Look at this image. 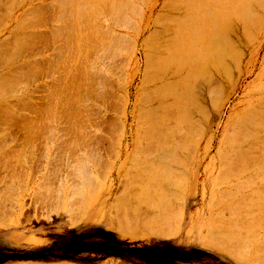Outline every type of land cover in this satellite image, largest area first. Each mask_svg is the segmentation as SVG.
I'll return each mask as SVG.
<instances>
[{"label":"rangeland","instance_id":"374dc122","mask_svg":"<svg viewBox=\"0 0 264 264\" xmlns=\"http://www.w3.org/2000/svg\"><path fill=\"white\" fill-rule=\"evenodd\" d=\"M59 1L60 0H16V1L15 0H0V15H1L0 18L2 17L1 18L2 20L0 19V58L2 56H9L10 53L13 52L15 47L20 46L22 51L19 54V57L17 59H19V60L27 59L32 65V66L28 65V66L23 67V70L24 71L27 70L28 67L30 66L29 72L30 71L36 72V74L33 73L31 80L30 79H24L22 81V83H20L19 86L21 88L19 86L17 88V85H16L15 86L16 89H15V91L13 90L14 91L13 93L14 94L17 93L16 95H19V96L27 95L26 99L29 101V102L28 101L27 102L33 104L30 107H32V109H34V110L28 109L25 111L22 109L21 111H22V113H25L27 115V117L32 118L33 123L36 125V128H38L36 131V134L33 136L32 140H27V142L29 141L28 145L25 142H21V141H20L21 142V144H20V142H18L19 139H17L16 141L12 140V142H10L11 140L9 137H7L5 139L0 138L1 139L0 140V190H1L0 191V194H1L0 195V264H254V262H255V264L264 263V246H263L264 231L262 232V229L264 230V228H261V229L259 228V226L264 225L261 223L264 220V214L263 215L261 214V213H264V206H263L264 203H262V200H263L262 198H264V196H263L264 195V184L260 185L259 184L260 182L254 178V177H258V175L264 174V167H261L264 165V156H263L264 155V150H263L264 144H262V141L259 142L257 147L252 150L253 152L251 154L250 153L248 154V155H250L251 158H249V156H247L248 158L245 157L246 158V159L244 158L245 163L242 160L243 163L240 162V164H238V166H235V167L231 166V164H230L232 159H233L232 158L233 156L227 158L228 156H225V153L221 157L217 158V156H216V153L219 149L220 139L222 138L221 136L224 133V131H226L225 129H226V126L228 125V122L233 117H235L236 113H238V115H239L240 113L242 114L243 111H246V109L248 107H250L252 103H253L252 105H256V103L258 104L259 100L260 101H262V99L264 100V79H263L264 78V7L262 6L264 4L259 6V4H257V2L255 0H254L255 2H253V0H243V2H241V0H239V3L243 6V8L247 7L246 9H248V5H247V3H248L249 6L251 7L250 12L253 14L252 15L253 19L252 18L249 19L246 23V26H245V24L242 22V20L238 19L236 16L233 15V13H232L233 9L231 8L232 5L230 4V2L228 0H216L215 2L213 1L214 4L210 0H204V1L201 0V1H203V3L206 2L207 4H209L208 1H210V3L212 2V5L210 4L209 9H206V10L204 9L203 12H200V13L189 12L188 10L183 11L181 9L177 10V11H166V10L164 11V9L162 10L161 7L168 0H141V1L140 0H134V2L136 3V4H134L135 6L137 5V3H139V5H141L143 7L142 8L141 6L140 7L136 6V8L133 9V11H134L133 14H136V15L140 14V16H139L140 19H138L139 17H137V16L134 17V15L132 14V12H133L132 10H130V12L132 11L131 12L132 15L129 12H127L128 9L125 8V7L129 6V5H126V4H129L127 0H122V2H121V0L120 1L118 0L120 3L116 0H111L112 3L110 4V2H109V4H107L105 6H102V5L106 4L107 2L106 3L104 2V4L101 3V2H103V0H101V1L95 0V3H94V0H91L92 2H90V0H84V1L83 0H69V1L68 0H62L64 2V4H61V5L57 4V3L62 2V1H60V2ZM105 1H107V0H105ZM108 1H110V0H108ZM114 1H116L117 3H115ZM145 1H147V2H145ZM170 1H175V0H170ZM176 1H177L176 4L181 3V2L178 3V1H181V0H176ZM221 1H223V2H221ZM151 2H152V6L150 7ZM182 3H184L183 0H182ZM216 3H219L223 6H220L217 4L218 5V7H217ZM226 3H227V6H226ZM84 4L86 6H84ZM115 4L123 5L122 8L125 9V11H122L123 13L120 11L121 14L119 13V15H114V16L118 17V16L124 14V15H122V16H124V19H123L124 21L122 20V17L120 18V21H123V22L119 23V21L116 20L114 17H112V18L109 17V16H111L110 14H112V12H113V14L115 13V8L113 7L114 8L113 9L111 7ZM11 5H13V6H11ZM16 5H18V6H16ZM33 5H34V8H33ZM93 5H94V7H93ZM212 6L217 7L216 9L214 7V9L216 11L215 10L213 11ZM6 7L7 8L9 7V8L7 9ZM82 7H83L82 10L85 13H83V11L81 13ZM120 7H118V8H120ZM260 7H261V9H260ZM90 8L92 11L90 10ZM93 8H94V10H93ZM107 8H109V9H107ZM110 8H112V9L110 10ZM151 8H152V10H151ZM224 8L226 10L228 9V11L230 13L229 14L230 19H227L228 21L225 19V17H227L225 15L228 13V11H225ZM5 9H6V11H5ZM222 9L225 11V14H223L224 11ZM7 10H9V11L12 10V11L7 12ZM98 10H101L102 14ZM106 10L110 11V12H108L109 16L107 15ZM3 11L7 12V13L4 14ZM30 11H31V13H30ZM33 11H34V13H33ZM35 11H36V13H35ZM156 11H158V12H156ZM162 11H163V13H162ZM93 12L96 14V16ZM125 12L129 14L128 19L132 18V20L134 19L135 21L132 22V20H131L130 24H129L127 21H129L130 19L126 21L125 17H127V16L125 15L126 14ZM212 12L214 14H211ZM216 12H217V14H215ZM207 13H209V15H207ZM218 13H219V16H218ZM6 14H8V15H6ZM28 14L31 17L33 15H35L34 19L30 18V16H27ZM97 14L102 15V19H103L102 21H101V17H99L101 15L97 16ZM116 14H118L117 9H116ZM199 14H203L202 16H204V17L199 16ZM130 15L133 17H130ZM192 15H194V16H192ZM25 16L28 18H26ZM106 16H107V18H106ZM207 16H209L208 19L206 18ZM213 16H216V17L213 18ZM22 17L24 19H22ZM147 17H149V18H147ZM171 17L173 18L172 20H171ZM174 17L175 18L177 17L176 18L177 20ZM196 17H197V19H196ZM199 17H201V18H199ZM203 18H204V20H203ZM15 19H16V21H15ZM25 19L26 20L28 19V20L26 21ZM77 19H81L82 21L77 20ZM104 19H105V21L108 22V23L106 22L107 23L106 28L104 27V26H106L104 24L105 22L103 23ZM117 19H119V18H117ZM193 19H195V21ZM201 19L203 21L200 22ZM206 19H207V21H206ZM214 19H217V21L215 20V22H214ZM145 20H146V22H145ZM175 20H176V22L178 21L177 24H176ZM190 20H191V23H190ZM197 20H199V21H197ZM2 21H3V23H2ZM21 21H22V24L24 23V21H25V23L22 25ZM98 21L101 22L100 23L101 26L99 25ZM192 21H193V23L195 22L193 24V27H192ZM221 21L223 23H220ZM19 22H20L21 26H20V24H16ZM77 22H78V24L79 23L80 24L77 25ZM133 23L135 24V26ZM178 23L183 24V25L181 27H179L180 25ZM202 23H204V24H202ZM226 23H228V24H226ZM113 24H115V26L117 25V27L113 26ZM122 24L125 26L126 25L128 26V24H129L130 26H132V28L126 27L124 29V26H122L123 28L120 27V25H122ZM242 24H244V25H242ZM29 25H31V27H29ZM32 25H33V27H32ZM71 25L74 27H72ZM87 25H88V30H87ZM173 25H174V27H173ZM202 25H203V27H202ZM13 26H15L16 28ZM183 26L185 28H182ZM187 26H188V28H187ZM154 27H156V28H154ZM209 27L210 28L213 27V29H210ZM218 27H221V29ZM222 27H223V29H222ZM30 28L31 29L34 28V29H32V31H31ZM38 28H40V29L38 30ZM68 28H70L71 30ZM91 28H94V29H91ZM102 28H104V29H102ZM111 28H112V30H111ZM128 28H130L132 30H130V29L128 30ZM164 28H165V30H164ZM189 28H191V30L193 29L194 31L196 29V32H194V31L190 32ZM203 28H205V29H203ZM77 29H79L78 30L79 32L77 31ZM89 29L91 31H89ZM133 29H134V31H133ZM150 29H151V31H150ZM188 29H189V31H187ZM12 30H15V32H16V33H14L15 35L11 33ZM20 30H22V31H20ZM177 30H181V31H177ZM182 30H184V32ZM223 30H224V37H223ZM27 31H29V33ZM66 31H67V34H65ZM80 31H82V32H80ZM83 31L85 32V34H86V32H88L86 34L87 36H85ZM95 31L97 33L94 34ZM106 31H107V33H106ZM114 31H116L115 32L116 34L119 32L124 34L123 38H125L126 40H123L124 42L122 41L121 43L119 42V45H126L127 44V46H125V47L124 46H118V44H115V46H117V47L112 46L117 41L116 39L121 38V37L116 38L118 35L116 36ZM77 32H78V34H76ZM112 32L114 34H112ZM128 32L131 34V36ZM186 32H188V33H186ZM210 32H211V34H210ZM81 33L83 36L82 35L80 36ZM181 33H182V35H181ZM59 34H60V36H59ZM64 34H65V36H63ZM174 34H177V35H174ZM185 34L186 35L191 34V35H190V37H189V35H187V37H185ZM194 34H196V35H194ZM19 35H20V37H18ZM180 35L184 36L185 39H183V37L179 38V37H181ZM193 35H194V37H193ZM101 36H103L104 38ZM108 36H110V40L113 39V37L116 38L115 41L113 40L114 42L112 43V45L110 44L111 42L108 43V41H110V40H108L109 39ZM195 36H197L198 39H196ZM16 37H18V39ZM66 37L67 38L70 37V38L67 39ZM79 37H82V38H79ZM131 37L136 41V43L134 40L132 41ZM191 37L195 38V39L193 40ZM13 38H15V41ZM29 38H31V39H29ZM186 38L188 41L186 40ZM36 39H37V41H36ZM93 39H94V41L92 42ZM101 39H104V40H101ZM179 39L180 40L183 39L182 40L183 42L181 41L179 43V41H180ZM51 40L54 41V44H53V42H51ZM99 40H101V42ZM145 40H147L149 45H150L149 46L150 49H148V54H150L153 57L152 58L153 63L164 62V65H165L164 69H166L167 67L169 69H171V67L168 66L167 63L172 61V60H170V57L172 56V54H174V53L179 54V51H181V49L183 51H185L186 50L185 48L187 46L190 47L192 45V46H194V48L192 51L193 53L191 52L190 55L188 54L187 60L184 61L186 63V65L184 62L179 63L178 69H176V70L172 69L177 74L176 73H170L171 78L169 80L166 79L167 84H162L163 81L165 80V79H163L161 81L162 83L157 81L158 84H161L162 86L158 85L156 83V85L149 86L147 88L149 93H151L152 90H155L154 87L160 88L159 92H155V94L153 93V95L155 97L154 96L151 97L149 102L146 104L147 109H150L151 107L152 108L156 107L155 105H157L160 102V100H163V104L165 106H168V107L170 106L169 107L170 109L167 107L168 111L164 108H163L164 110H161V111L156 110V114H154V115L151 113H147L148 117L145 120H144V118H141L140 121L139 120L136 121L135 113L137 111V109H136L137 106H139L138 101L136 100L137 99L136 97H137V94L139 92L144 90L143 89L144 85L143 84L141 85L142 81L140 78H141V73L143 72V67H144V64H143V60H144L143 49L144 48L142 45H143ZM163 40L166 42H164ZM174 40H176V41H174ZM192 40H193V43H192ZM227 40L229 41V43L234 44V45H230V44L227 45V43H228ZM3 41H7V43L5 45L1 46ZM68 41H69V43H67ZM74 41H75V43H74ZM78 41H79V43H78ZM90 41H91V44L94 45L95 48H97L98 50H96L94 48V46L91 47ZM200 41H202L203 43ZM12 42H14V44ZM71 42H73V43H71ZM84 42L87 46L84 44ZM97 42H99L101 45L99 43L97 44ZM160 42H162V43H160ZM64 43H67V45L72 44V47L70 45H68L72 48V50H73L74 46L76 47V45H77L76 48L80 47V50L78 49L79 50L78 51L75 48V51L74 50L72 51V50H70L71 48H69V47H67V49H65V47L67 45H64ZM95 43H96V45H95ZM116 43H118V42H116ZM156 43H158V45H156ZM190 43H192V44H190ZM206 43H208V44H206ZM61 44H62V46H61ZM73 44H76V45H73ZM82 44H84V46ZM102 44L104 47L102 46ZM109 44L112 47H110ZM182 44H184V46ZM98 45H99V48H98ZM180 45H182L183 47ZM226 45H227V49H224V48H226ZM30 46H32V47H30ZM106 46H107V48H106ZM178 46H180V47H178ZM200 46H202L203 48ZM234 46H236L235 48H237L236 51H234V50L232 51V49H234L233 48ZM109 47L111 48L112 52H111ZM119 47L120 48L122 47V49L120 50ZM129 47L132 49L130 50ZM154 47H156V48L154 49ZM167 47H169V48H167ZM68 48L70 51H68ZM84 48H86V49H84ZM108 48H109V51H108ZM179 48H181V49H179ZM92 49H94V50H92ZM165 49L167 50V52ZM201 49H203L202 51H204L203 54H202V52H200ZM228 49L231 50L232 52L230 53L228 51ZM161 50H162V52H161ZM113 51L117 52V54ZM169 51H171V52H169ZM220 51L224 52V54L221 56H222L223 61L226 62L225 66L227 67V71H224L223 69L220 68V53H221ZM239 51H240V53H238ZM92 52H94L93 53L94 56H91V55H93ZM206 52H207V55H206ZM107 53H108V55H107ZM112 53L113 54L115 53V55H113ZM167 53H170V55ZM235 53H237V55ZM71 54H73V55H71ZM198 54L201 57V59L198 58L199 57ZM239 54H241V55H239ZM100 55L103 57H101ZM162 55H164L163 58H162ZM22 56H23V58H22ZM70 56L72 59H70ZM207 56H209L211 58L209 59ZM232 56H236L235 60L233 59ZM77 57L80 58L82 62ZM91 57H93V58H91ZM55 58L57 60H59V58H60V60L57 61ZM113 58H114V64H113ZM83 59H84V61H83ZM88 59L90 61H88ZM189 59L191 60V62ZM46 60H48V61H46ZM103 60L106 61L105 62L106 64L104 63ZM128 60H130V61H128ZM109 61H111V62H109ZM119 61H120V64L118 63ZM187 61H188V64H187ZM236 61H239V62H236ZM51 62H52V64H51ZM83 64H85V66ZM88 64L90 66L93 64V66H92L93 69L91 67L92 71H89L91 69L88 70V68H89ZM94 64H96V65H94ZM121 64H123V65H121ZM180 64H181V66H180ZM182 65H184V67ZM82 66H83V68H82ZM176 66L173 68H176ZM33 67H35V68H33ZM237 67H238V69H237ZM43 68H44V70H43ZM62 68L66 69V70H64ZM76 68H77V70H76ZM79 68H81L83 71L85 70V84H86L85 86H87V87H85V89L83 91H81L78 87H75V86H78V82H79L78 77H80L79 73H81L80 72L81 69L78 70ZM168 68L166 70H164V72L169 71ZM188 68L190 69V71ZM122 71L125 72V74ZM187 71H189V72L187 73ZM93 72H94V74H93ZM182 73H184L183 75L186 78L182 77L183 76ZM91 74H93V75H91ZM103 74H104V76H103ZM179 74H181V75H179ZM225 74H227L226 75L227 79L224 78L225 76H223ZM99 75H100V77H99ZM178 75L180 77H178ZM66 76H68L69 78H67ZM96 76H98L99 78ZM105 76H106V78L104 81L102 78ZM188 76H190V77L188 78ZM166 77H168V76H166ZM96 78H98V80ZM122 78H123V80H122ZM175 78H178L179 80L178 79L175 80ZM66 79H68V81H69V79L71 80L70 84H67L68 81H65ZM76 79H77V81H76ZM92 81H93V83H92ZM96 81L97 82L99 81V82L97 83ZM114 81H116V82H114ZM168 81H170L171 83ZM24 82L25 83L27 82V84H25ZM31 82H33V83H31ZM100 82H101V84H99ZM116 83H117V85H116ZM24 84H25V86H24ZM74 84H77V85H74ZM102 84L104 87L102 86ZM170 84H171V86H169ZM218 84H220V86H219L220 91H217L218 90ZM64 85H65V87H67V89L64 88ZM68 85L70 87H68ZM88 85L90 86V88ZM140 85H141V87H140ZM175 85L177 88L175 87ZM59 88H60V90H59ZM171 88L173 90H171ZM178 88H181V91H183V92L181 93V91H179L180 89H178ZM18 89H19V91H18L19 93L17 92ZM73 89H74V91H73ZM0 90H1V88H0ZM104 90L106 91L105 93L103 92ZM215 90L217 91L216 93L218 94V97H216L217 102H215L216 103V104H214L215 106L214 105L211 106L212 103L214 102L212 99H214V98H211V101H209V102H208V100L210 99L209 97L212 95V93H214L213 95H215ZM64 91H65V93H63ZM218 92H220V93H218ZM176 93L178 94V96ZM179 93L181 95H179ZM189 93H190V95H189ZM63 94H65V95H63ZM168 94H170L173 97L171 98V96ZM182 94H184V95H182ZM213 95H212V97H213ZM62 96H64V97H62ZM71 96H72V99L74 101L70 98ZM166 96L168 98H166ZM77 97L79 98L78 100H76ZM179 98H180V100H179ZM218 98H220V99H218ZM14 99H15V97H12L10 99V101H14ZM166 99H167V101H166ZM79 100H81L82 103L84 100L87 108H88V106L90 107V105H91L92 109H93V113L98 112L96 108L99 107L100 110L99 109L98 110L100 111V113L96 114V116H95V114H92V116L88 115L87 114L88 110H86L82 113H80V112L78 113V111H80V107H81V102ZM170 100L171 101L177 100V101H174L171 103ZM218 100H220V101H218ZM64 101L67 102L68 104H65ZM156 101H159V102H156ZM210 102H212V103H210ZM62 103H63V105L61 106ZM177 103H178V106H177ZM179 103H181V104H179ZM140 105L144 106V109H146L145 104L143 102L140 103ZM174 105H176V106H174ZM179 105L182 106V108ZM198 107H203V108L207 107L206 110L202 108L203 111L205 110L204 113L207 114L206 115L207 117L203 116V113L199 112V109L196 110ZM245 107H247V108H245ZM66 108H68L71 112H67V114H66L64 112V109H66ZM75 108H76V111H75ZM72 109H73V111H72ZM176 109H177V111H176ZM74 114L77 117L71 116ZM83 114L84 115L86 114L89 116V118H88L89 122H86V123H88L87 124L88 126L89 125L92 126L95 122L97 123L98 121L101 122L103 117H104L103 120L106 119V121H105L106 123L103 124V125H105L106 128H100L101 131L99 129L97 131L96 129H93V128H95L93 126V128L91 129L93 134H96V132H97L98 140H99V134L101 137H100V140L97 142H95V140L89 141V142L87 141V144H89V145L85 144L86 143L85 141L87 140L86 137L88 136V134H87V136L85 135L86 137L84 136L86 138L85 141H84L85 138L83 137L85 131L87 130L86 132H88V129H86V128H88V126L86 124H85L86 126H84V124H83L88 116H84ZM59 115L62 117V120H58L61 118ZM65 116H67V117L70 116V117H68L66 119ZM81 116H84L85 119ZM98 116L100 117L101 120H99V118H97ZM150 117L151 118L156 117V118H154L153 120L151 119V121H150ZM157 118L161 120V124H159V121ZM165 118L166 119L169 118V120H166ZM148 119H149V122H148ZM155 119H156V121H155ZM73 120L76 122L73 123L74 122ZM66 121H67V123H66ZM77 121L78 122L83 121V122H79L80 124L77 125L78 124ZM144 121L145 122L147 121V123H149L150 127L147 126L144 128V126H145ZM152 121H153V123H152ZM162 121H164V125H162L163 124ZM165 121L166 122L170 121V122L166 123ZM61 122H63L64 125ZM90 122H92V124H90ZM102 122H104V121H102ZM173 122L175 124H173ZM147 123H146V125H148ZM73 124H75V125H73ZM81 124H83V126ZM137 124H139V125H137ZM136 125L140 126L139 127L140 129ZM141 125L144 128L143 133L141 132L142 131ZM151 125L152 126L154 125V126L151 127ZM160 125H161V127H159ZM70 126H72V127H70ZM73 126H74V128H73ZM78 126H79V128L84 127V129H86V130H84V133L82 131L83 129H81V128L79 129ZM162 126H163V129H162ZM66 127H67V129H66ZM71 128H72L73 132H72ZM76 128H78L79 131ZM149 128H150V130H149ZM153 128H154V130H153ZM155 128H157V130ZM177 128H179V129H177ZM180 128L185 129V130L182 129L183 131H185V132H183L184 133L183 135L181 132L182 130ZM62 129L63 130L66 129L64 131H67V132H64V133H66V135H68V137L63 133ZM75 129L79 133V135H81V136H79V135H78V137H76L77 135L74 136V134H77V132L74 131ZM103 129H105V130H103ZM164 129H165V131H164ZM93 130L95 131V133ZM133 130L139 131V132H137L139 134L142 133L141 135L138 134L140 137H138V135H137V139H139V140H137L136 144L134 143L133 137L131 135ZM145 130L147 131V134L155 131L153 133V136L151 133H150L151 135L149 134L150 139L153 138V141H155L154 143L152 140L150 141L152 144L150 142H148L150 140V139L147 140L148 138H145L147 140V142L143 141V140H145L143 137L145 135H147V134L144 135V133H146ZM43 131H45V133L47 134V135L45 134L46 137H44ZM46 131H48V132H46ZM68 131H69V134L71 132L72 135L71 134L69 135ZM80 132H81V134H80ZM56 133L58 135H56ZM180 134H181V136H180ZM38 135H39V137H37ZM52 135H53V137H51ZM102 135H104V137ZM149 135L147 137H149ZM154 135H156V137L158 136L157 139ZM16 136H17V134L15 135V137ZM47 136H48V138H47ZM56 136H58L59 138ZM62 136H64V137H62ZM65 136L67 137L66 138L67 145L71 143V145L73 146L74 142H76V146L72 147L70 145L72 147L71 148V147H69V145L68 146L65 145L66 144V143L64 144ZM114 136H116L115 139H114ZM0 137H2L1 129H0ZM19 137H21V135H19ZM80 137H82L83 140ZM166 137L171 139V140L168 141V139H166L167 142L162 141V140H165ZM181 137L183 138V140H186L188 142L183 141ZM13 138H14V136H13ZM35 138H37L38 141ZM73 138H75V139H73ZM77 138L82 140V142L84 141V143H82L81 147H79V143L81 144V142ZM140 138H141V140H140ZM160 138H161V140H160ZM188 138H190V139L188 140ZM46 139H47V141H46ZM69 139H70V141L73 142V144H72V142L68 143ZM179 139H180V142H178ZM7 141L10 143H7ZM14 141L18 144L14 143ZM40 141H41V143H40ZM50 141H51V143H50ZM62 141H63V143H60ZM139 141L141 142L140 144H139ZM170 141H172V142H170ZM47 142H48V145L50 147H48ZM143 142H145V143L143 144ZM164 142H165V144H163ZM168 142H169V144H168ZM182 142H184V144H180ZM4 143H6V145ZM110 143H111V146H110ZM160 143H162V144H160ZM166 143L168 145H166ZM54 144H56V145H54ZM57 144H58V149H56ZM59 144H61V145L59 146ZM62 144H63V146H62ZM77 144H78L79 148L77 147ZM93 144H96V146ZM97 144H98V146H97ZM146 144H147L149 149H151L152 146L154 147L151 149L153 154L151 153L150 150H148ZM150 144L152 146H150ZM23 145L26 146L27 150L24 149L25 147H23ZM64 146L71 149V150L68 149L69 151H74V149L75 150L77 149L78 151H77V153H76V151H74V153L69 152ZM135 146H136V148H138L137 150H134V149H136ZM161 146L162 147L164 146V148L161 149L162 148ZM181 146H183V147H181ZM186 146H187L188 150L184 149V148H186ZM15 147H17V148H15ZM52 147H53V149L54 148L55 149L51 150ZM60 147L63 149H61ZM90 147L93 151L90 149ZM96 147H98V148H96ZM18 148H20L21 150ZM85 148H87V149L89 148V153H90L91 157H88V155H89L88 152H87L88 155H86V153H85L86 149ZM142 148L144 149V151H146L148 153L144 152ZM9 149H10V151H12L11 149H14V151L16 152V153L12 152L14 154V156H3V153H4L3 151L4 150L9 151ZM64 149L66 150L65 151L66 154H67V152H69L68 153L69 155L71 153H73L72 156L71 155L66 156L65 153L63 152ZM55 150H58V151H55ZM90 150L93 152L94 156H92V154H91L92 152H90ZM96 150H101V151L96 152ZM141 150L143 151L144 154L140 152ZM184 150H186V151H184ZM25 151H26V153L24 154ZM162 151L164 154L162 153ZM36 152H37V154H36ZM111 152H114V153H111ZM133 152H135L137 154H135ZM139 152H140V154H142V157L139 154ZM75 153H76V155L73 156ZM100 153H102V156L100 155ZM145 153H146V155H145ZM158 153H160V154L158 155ZM21 154H22V156H20ZM23 154L25 155V159H24ZM29 154L31 155V157H29L30 156ZM32 154L34 156H32ZM61 154H63V155L61 156ZM77 154H78V157H77ZM173 154H175V155L177 154L176 157ZM96 155H98V156H96ZM137 155H140V156H137ZM149 155H151V156H149ZM79 157H81V159H79ZM135 157H136V159H135ZM156 157H158V158H156ZM161 157L163 160L160 159ZM224 157H225V159L227 158L228 161H229V159H231L230 162L225 163L228 161L224 160ZM82 158H83V160H82ZM75 159L77 162L75 161ZM84 159H86V160H84ZM95 159H96V162H95ZM148 159H149V161H148ZM179 159H180V161H179ZM14 160L15 161L17 160L15 164H13L15 162ZM255 160L258 162H256ZM79 161H80V163L78 164ZM137 161L140 162L142 165H140V163H138ZM143 161L146 163H144ZM147 162H149V164ZM246 162H247V164H246ZM255 162L257 163V165H255L256 164ZM82 163L84 166L81 165ZM143 163H144V165H143ZM260 163H262V164H260ZM103 164H105V165H103ZM91 165H92V167H91ZM53 166H55V167L53 168ZM72 166H73V168L71 169ZM86 166H88V167H86ZM134 166H135V168H134ZM229 166L231 168H229ZM239 166H240V168H239ZM97 167H100V169ZM90 168H92V169L90 170ZM102 168H104V169H102ZM137 168H140V170L138 169L139 172L134 174V172H136ZM242 168L244 170H242ZM79 169L80 170L83 169V171H80ZM96 169H98V170H96ZM247 169H248V171H247ZM11 170H13V174H11L12 173ZM130 170H132V171H130ZM79 171H80V173H79ZM158 171H159V173H158ZM173 171H174L175 176L172 178V175H174L172 173ZM176 171H178V172H176ZM81 172L84 174V176H83V174H81ZM233 172H235V173L243 172V175L240 178L241 180L239 179V181L241 183L237 187L234 185L229 186V184L232 183V181H230L229 178L232 177V175H234ZM138 173L140 176H138ZM17 174H18V176H17ZM50 174H52V175H50ZM254 174H256V175L253 176ZM14 175H16L15 176L16 178L14 177ZM124 175L125 176L127 175L126 178L124 177ZM157 175H158V177H157ZM176 175H177V177H176ZM178 175H180V176H178ZM216 175H218V176H216ZM12 176L15 179H13ZM20 176H22V178ZM81 176L83 178L84 177H86V178L83 179ZM135 177H136V179H133ZM143 177H144V179H143ZM123 178H125V179L130 178V180L127 179V180H129V181H127ZM158 178H161L163 183H167L166 187H165V194L171 195L170 197L173 196V199L175 198V200H173V202H176V203L172 202V205L174 204L173 207L177 206V205L179 207V208L175 207L177 210L171 209V211L172 210H173V212L175 211L174 213L179 214L180 216H175V214H172V212H170V213L173 216L172 215L168 216L169 218H171V216H172L173 219L178 220L177 224H176V222L174 223L173 220H172L173 223H171L172 226H171V224H169V228H171L172 230L174 229V225L176 224L175 225L176 230L174 229L173 231L171 230L172 232L171 231L166 232V234L164 235L165 232H163V230H157V232H155L156 230H152V228L155 225L154 226L152 225L153 227H151L149 225V227L151 228V229H149L150 231L148 230L149 232L146 231L147 225H145L146 230H143L142 225H138L137 227H132V225H131V226H127V227H132L133 229L130 228V229L125 230V232H123L124 234H118L116 230L119 229L120 227H117V224L115 223L114 220L118 219L117 208H119L121 205L124 204V203H122L121 199H123L125 197L123 199V201L126 200L125 204H124L125 206L130 203V205H131L130 208H133L132 206H134V208L139 207V208H141V209H139L141 211L143 209V207L146 206V204H147L146 207H148V203H149V201H147L144 197H142L143 195L141 196V194L143 193L141 190H144V188H148V189H150L151 192H153V190L156 191V188H155L156 186L150 185V183H152L151 181L153 179H158ZM176 178H178V179L181 178V179L176 180ZM226 178H228V179L226 180ZM85 179H86V181H85ZM138 179L139 180L141 179V180L139 181ZM173 179H174V181H173ZM15 180H17V181H15ZM146 180H148V182ZM224 180L228 181V182L225 183ZM19 181L21 182V184L20 183L18 184ZM92 181H93V183H92ZM124 181L130 182V183H126V182L124 183ZM149 181H150V183H149ZM177 181H179V182H177ZM250 181H251V184H250ZM153 182H154V180H153ZM176 182L178 183V185ZM233 182H236V181H233ZM262 182L264 183V181H262ZM9 183L11 184V187H10ZM86 184H87V186H86ZM95 184H97V185L95 186ZM147 184H149V185H147ZM18 185H19V187H18ZM81 185H82L83 189L81 188ZM136 185L139 187H137ZM225 185L229 188H227ZM13 186H15V187H13ZM92 186H94V187H92ZM150 186H153L155 189H152V187H150ZM87 187L88 188L91 187V189H89V190L91 191V193H92L91 195L93 197L92 196L89 197L90 193L88 194L89 190L87 189ZM14 188H15V191H12ZM79 188H81V189H79ZM84 188H86L87 190ZM92 188L93 189L95 188L96 190L94 189V191H93ZM5 189H6V191L8 190L7 191L8 193L6 191H4L6 193L3 192V190H5ZM43 190H45V191H43ZM59 191H62V192H59ZM75 191H77V192L79 191L80 193L79 192L77 193ZM83 191H84V193H83ZM73 192H74V195H72ZM10 194H11V196H10ZM64 194H65V197H64ZM67 194H69V195L67 196ZM78 194L80 196H84V197L86 196L85 198L87 200L85 207H83V206H82L83 208L80 207L81 211L79 210L78 206H76V205L81 204L80 199L82 197L78 196ZM217 195H219V196H217ZM6 196H9V197H6ZM144 196L146 198L148 196L150 197V195L146 196L145 194H144ZM241 196H242V199H241ZM245 196L247 197V199L244 198ZM256 196H258V197L262 196V197L258 198V199H262V200L257 201L258 199L256 198ZM10 197H11V199H10ZM139 197H140V199H138ZM76 198H80V199H76ZM88 198H89V202H88ZM215 198H217V199H215ZM231 198H232V201H234V203L231 201ZM239 198L241 199L240 201H238ZM7 199H9V200H7ZM43 199H45V200H43ZM235 199H238V200H235ZM243 199L245 200L246 204L244 203ZM6 200H7V202H6ZM246 200L249 202L253 201V203H255V204L261 203L260 205H258V204L257 205H258V207L260 206L259 207L260 209L262 207L263 211L262 210L259 211V208L257 207V205H255L256 206L255 210L253 209V207H250L252 209H249L248 203ZM68 201L72 202V203H70V206L73 207V209L70 207V209L67 210L68 207L66 205H67ZM118 201H119V203H122V204H118L117 203ZM127 201H128V203L126 204ZM138 201H140V202H138ZM215 201H217V203ZM220 201H222L223 203ZM235 201H237V204ZM77 202L79 204H77ZM113 202H115L116 204ZM181 202H182V205H181ZM230 202H231V204H230ZM238 202L243 203V205L244 206L246 205L248 208L247 207L243 208V205H241V204L238 205ZM250 203H252V202H250ZM73 204H75V205H73ZM112 204L113 205L115 204L113 208H112V206H113ZM152 204L149 203V205H152ZM221 204H223V205H221ZM153 205H155V204H153ZM232 205H235V206H232ZM252 206H254V204ZM151 208L152 207L149 208L150 212H148L149 210L146 211L145 217H149V216H150L149 218L153 217L152 213L156 212V210H154L153 208L151 209ZM170 208H172V207H170ZM223 208H225V209H223ZM241 208H243V209H241ZM75 209H77L76 210L77 213H75ZM111 209H113V210L111 211ZM135 209H137V208H135ZM178 209H181L182 212ZM71 210L74 212L75 215L73 214V212ZM251 210L253 213H255V211L256 212L259 211V212L256 213V215H252L253 213L250 212ZM126 211H128V209L125 210V212ZM237 211H239L238 212L239 214L241 211L242 212L245 211L246 213L244 212L242 215H240V218H239L238 217L239 214L237 213ZM248 211H249V213H248ZM214 214H216V217H218L220 221L219 220L217 221V218L214 216ZM218 214L219 215L221 214V215L218 216ZM147 215H149V216H147ZM235 215L237 216V218H235L236 217ZM259 215L263 216V218L261 216L259 217ZM241 216H242V218H241ZM255 216H256V218L258 216V218H259V220L257 218L258 222L254 218ZM110 217L113 219L112 222L115 224H111L112 222L111 223L109 222L108 218H110ZM222 217L224 218V220H222L223 219ZM247 217H253L256 221H254L253 219H251V220L255 224L259 223L262 225L258 224L259 226L257 227V225H253V223L251 224V222L249 223L247 221L248 220ZM141 218H142V216H141ZM212 218H215V219H212ZM243 218H244L245 222L242 221ZM144 219H146V218H144ZM208 219L210 222L208 221ZM239 219H242V220L239 221ZM162 220H160V222H164V220L163 221ZM222 221H224V223H221ZM230 221L236 222V224L239 226V228L245 229L247 231V233L250 234V238H249L250 245H249V249L246 252V255L248 257L246 256L244 261H242V260L244 259L245 254L240 258V255H238L236 252H233L232 249L230 250V248L227 247L228 244L223 245L221 243L220 245L223 246V247H221L218 244H216L214 246L213 245L214 243H210L207 241V240L213 239L212 234H214L215 233L214 231L217 230L216 224L218 222H219L217 224L218 227L223 229L224 225H221L223 227H221L219 225L220 224L228 225V222H230ZM241 221L243 223H241ZM244 223H245V225H244ZM248 223L253 225V226L251 227ZM209 224H211V225H209ZM246 224H248V225H246ZM165 225L167 226L168 224H165ZM165 225H163L164 229H166ZM177 226L179 228H177ZM116 227H117V229H116ZM154 228H156V227H154ZM206 228H207V230L205 231ZM209 229H211V230L215 229V230L212 231L213 232L212 233V232H208ZM209 235H211V237H209ZM209 238H211V239H209ZM205 241L208 242L207 243L208 245H206ZM209 243L212 246H210ZM253 245L257 246V248L255 246V248L257 249V252H256L255 248H253ZM225 248H228L229 250L226 251ZM218 249H220V250H218ZM253 250H255V251H253ZM229 251L233 254L232 255L229 254L230 253ZM235 253H236V256L238 255L237 257L235 256ZM254 255H256V256H254ZM252 259H253V262L251 261ZM255 259H258V260L256 261ZM247 260H249V261H247Z\"/></svg>","mask_w":264,"mask_h":264},{"label":"bare ground","instance_id":"6f19581e","mask_svg":"<svg viewBox=\"0 0 264 264\" xmlns=\"http://www.w3.org/2000/svg\"><path fill=\"white\" fill-rule=\"evenodd\" d=\"M16 1V0H15ZM60 1H62V0H60ZM59 1V2H60ZM69 1V0H68ZM84 1V0H83ZM97 1V0H96ZM99 1V0H98ZM101 1V0H100ZM116 1H118V0H116ZM116 1H114L115 3H117ZM120 1V0H119ZM118 1V2H119ZM128 1V3L129 4H126V5H129L128 7H125L126 9H128L127 10V12H129L130 14H131V12L133 11V9H135L136 8V6H138V7H140L141 5H139V3H137V5L135 6L134 4H136L135 2H134V0H127ZM141 1V0H140ZM184 1V3H182V0L181 1H178V3L179 2H181V3H179V4H176V0L175 1H170V0H168V1H166L164 4H163V6L161 7V9L163 10L164 9V11L166 10V11H177V10H183V11H186V10H188L189 12H195V13H200V12H203V10L205 9H209L210 7H209V5L211 4L212 5V2L214 1H216V0H210V1H212L211 3H210V1H208L209 2V4H207L206 2V4L205 3H203V1H201V0H183ZM229 2H230V4L232 5L231 6V8L233 9V11H232V13H233V15L234 16H236L238 19H240V20H242V22L245 24V26H246V23H247V21L249 20V19H253V17H252V13L250 12L251 10H250V6H249V4L247 3V5H248V9H246L247 7H245V8H243V6L239 3V0H228ZM256 2H257V4H259V6H261L262 4H264V0H255ZM254 0H253V2H255ZM5 2V1H4ZM8 2V1H7ZM12 2V1H11ZM22 2V1H21ZM34 2V1H33ZM58 2V1H57ZM63 2V1H62ZM62 2H60V3H57V4H64V2L62 3ZM90 2H92L91 0H90ZM104 2L106 3V4H104ZM109 2H110V4L112 3V1L110 0V1H105V0H103V2H101V3H103L104 5H102V6H105V5H107V4H109ZM113 2V3H114ZM121 2H122V0H121ZM144 2V1H143ZM145 2H147V1H145ZM154 2V1H153ZM156 2V1H155ZM214 2H213V4H214ZM221 2H223V1H221ZM226 2V1H225ZM241 2H243V0H241ZM51 3V2H50ZM49 3V4H50ZM84 3V2H83ZM94 3H95V0H94ZM120 3V2H119ZM118 3V4H119ZM142 3V2H141ZM3 4V3H2ZM15 4V3H14ZM48 4V3H47ZM89 4V3H88ZM91 4V3H90ZM118 4H115L116 6L118 5ZM220 5V6H223V5H221V4H219V3H216V5ZM225 4V3H224ZM53 5V4H52ZM92 5V4H91ZM96 5V4H95ZM115 5H113V6H111L112 8L114 7L115 8V13L113 14V12H112V14H110L111 16H109L108 15V12H110V11H108V10H106L107 11V15L109 16V17H114L116 20H118L119 21V23L120 22H123L124 20V16H122V15H124V14H122V15H120V16H114V15H119V13L121 14V12L122 11H125V9H123L122 7H123V5H118L117 7L115 6ZM159 5V4H158ZM218 5H217V7H218ZM11 6H13V5H11ZM16 6H18V5H16ZM58 6V5H57ZM84 6H86L85 4H84ZM83 6V7H84ZM101 6V7H102ZM121 6V7H120ZM144 6V5H143ZM152 6V2H151V5H150V7ZM226 6H227V3H226ZM263 7H264V5H262ZM59 7V6H58ZM57 7V8H58ZM83 7L81 8V13H82V9H83ZM93 7H94V5H93ZM118 7H120V8H118ZM142 7V6H141ZM213 7V6H212ZM211 7V8H212ZM215 7V9L217 8L216 6H214ZM214 7L212 8L213 9V11L215 10L214 9ZM5 8V7H4ZM7 8V7H6ZM9 8V7H8ZM7 8V9H8ZM13 8V7H12ZM29 8V7H28ZM33 8H34V5H33ZM92 8V7H91ZM91 8H90V10H91ZM98 8V7H97ZM96 8V9H97ZM105 8V7H104ZM112 8H110V10L112 9ZM113 8V9H114ZM143 8V7H142ZM147 8V7H146ZM49 9V8H48ZM99 9V8H98ZM102 9V8H101ZM107 9H109V8H107ZM116 9H117V13L118 14H116ZM122 9V10H121ZM246 9V10H245ZM260 9H261V7H260ZM13 10V9H12ZM12 10H10V11H12ZM25 10V9H24ZM23 10V11H24ZM93 10H94V8H93ZM130 10H132L131 12H130ZM150 10V9H149ZM151 10H152V8H151ZM221 10V9H220ZM223 10V9H222ZM224 10L225 11H228V9L226 10L225 8H224ZM223 10V11H224ZM5 11H6V9H5ZM9 10H7V12H8ZM9 11V12H10ZM28 11V10H27ZM92 11V10H91ZM100 13H101V10H98ZM121 11V12H120ZM161 11V10H160ZM216 11V10H215ZM225 11H224V13L223 14H225ZM263 11V10H262ZM4 12V11H3ZM7 12H4V14L5 13H7ZM97 12V11H96ZM156 12H158V11H156ZM188 12V13H189ZM205 12V11H204ZM210 12V11H209ZM30 13H31V11H30ZM33 13H34V11H33ZM35 13H36V11H35ZM83 13H85L84 11H83ZM94 13V12H93ZM123 13V12H122ZM126 13V12H125ZM134 13V11L132 12V14ZM136 13V12H135ZM162 13H163V11H162ZM167 13V12H166ZM220 13V12H219ZM219 13H218V16H219ZM9 14V13H8ZM8 14H6V15H8ZM25 14V13H24ZM95 14V13H94ZM102 14V13H101ZM101 14H97V16L98 15H101ZM131 14V15H132ZM173 14V13H172ZM211 14H214L213 12L211 13ZM210 14V15H211ZM215 14H217V12L215 13ZM222 14V15H223ZM230 13H229V11H228V13L225 15V16H227V17H225V19L227 20V19H230V15H229ZM26 15V14H25ZM40 15V14H39ZM127 17H125L126 18V21L127 20H129V21H127L129 24H130V21L132 20V18H129L128 19V13H126L125 14ZM130 15V17H133V16H131ZM134 15V17L135 16H137V17H139L140 16V14H133ZM203 14H199V16H202ZM207 15H209V13H207ZM221 15V14H220ZM1 16V15H0ZM27 16H30L29 14L27 15ZM34 16L35 15H33L32 17L30 16V18H33L34 19ZM42 16V15H41ZM95 16H96V14H95ZM175 16V15H174ZM183 16V15H182ZM192 16H194V15H192ZM232 16V15H231ZM7 17V16H6ZM9 17V16H8ZM26 17V16H25ZM81 17V16H80ZM99 17H101V21L103 20L102 19V15L101 16H99ZM119 18V19H117V18ZM122 17V20L123 21H120V18ZM146 17V16H145ZM170 17V16H169ZM202 17H204V16H202ZM208 17L209 16H207L206 18L208 19ZM214 17H216V16H213V18ZM2 18V17H1ZM0 18V19H1ZM26 18H28V17H26ZM38 18V17H37ZM40 18V17H39ZM79 18V17H78ZM90 18V17H89ZM106 18H107V16H106ZM147 18H149V17H147ZM164 18V17H163ZM175 18V17H174ZM177 18V17H176ZM175 18V19H176ZM199 18H201V17H199ZM221 18V17H220ZM247 18V19H246ZM4 19V18H3ZM21 19V18H20ZM22 19H24L23 17H22ZM32 19V20H33ZM44 19V18H43ZM137 19V18H136ZM138 19H140V17L138 18ZM173 18L171 17V20H172ZM191 19V18H190ZM196 19H197V17H196ZM207 19H206V21H207ZM235 19V18H234ZM2 20V19H1ZM6 20V19H5ZM26 20V19H25ZM28 20V19H27ZM26 20V21H27ZM36 20V19H35ZM38 20V19H37ZM77 20H80V21H82L81 19H77ZM149 20V19H148ZM147 20V21H148ZM177 20V19H176ZM176 20H175V22H176ZM179 20V19H178ZM194 21H195V19H193ZM203 20H204V18H203ZM202 19L200 20V22L201 21H203ZM215 20L217 21V19H214V22H215ZM232 20V19H231ZM4 21V20H3ZM3 21H2V23H3ZM15 21H16V19H15ZM23 21V20H22ZM22 21H21V24H22ZM31 21V20H30ZM40 21V20H39ZM90 21V20H89ZM110 21V20H109ZM135 20L133 19L132 20V22H134ZM174 21V20H173ZM185 21V20H184ZM197 21H199V20H197ZM219 21V20H218ZM228 21V20H227ZM33 22V21H32ZM35 22V21H34ZM37 22V21H36ZM105 22V23H104ZM107 21H105V19H104V21H103V23L106 25V26H104L105 28L107 27V23H106ZM114 22V21H113ZM131 22V23H132ZM145 22H146V20H145ZM151 22V21H150ZM159 22V21H158ZM178 22V21H177ZM177 22H176V24H177ZM209 22V21H208ZM252 22V21H251ZM1 23V24H2ZM24 23H25V21H24ZM23 23V24H24ZM98 23H99V25L101 26V22H99L98 21ZM118 23V22H117ZM118 23V24H119ZM190 23H191V20H190ZM195 23V22H194ZM193 21H192V27H193ZM199 23V22H198ZM207 23V22H206ZM205 23V24H206ZM220 23H223L222 21L220 22ZM225 23V22H224ZM241 23V22H240ZM253 23V22H252ZM15 24V23H14ZM16 24H20V22L19 23H16ZM21 24H20V26H21ZM22 24V25H23ZM31 24V23H30ZM80 24V23H79ZM78 24V22H77V25H79ZM103 24V25H104ZM128 24V26L126 25H120V27H122V26H124V29L126 28V27H131L132 28V26H130ZM134 24V23H133ZM150 24V23H149ZM159 24V23H158ZM180 26L179 27H181L183 24H180V23H178ZM197 24V23H196ZM202 24H204V23H202ZM217 24V23H216ZM226 24H228V23H226ZM244 24H242V25H244ZM75 25V24H74ZM82 25V24H81ZM94 25V24H93ZM241 25V24H240ZM248 25V24H247ZM251 25V24H250ZM72 26V25H71ZM84 26V25H83ZM110 26V25H109ZM113 26H115V24H113ZM134 26H135V24H134ZM167 26V25H166ZM215 26V25H214ZM13 27H15V26H13ZM19 27V26H18ZM25 27V26H24ZM29 27H31V25H29ZM32 27H33V25H32ZM72 27H74V26H72ZM76 27V26H75ZM86 27V26H85ZM96 27V26H95ZM115 27H117V25L115 26ZM165 27V26H164ZM173 27H174V25H173ZM176 27V26H175ZM197 27V26H196ZM195 27V28H196ZM201 27V26H200ZM202 27H203V25H202ZM16 28V27H15ZM20 28V27H19ZM110 28V27H109ZM123 28V27H122ZM121 28V29H122ZM154 28H156V27H154ZM178 28V27H177ZM182 28H185L184 26L182 27ZM181 28V29H182ZM187 28H188V26H187ZM198 28V27H197ZM210 28V27H209ZM218 28H220L221 29V27H218ZM251 28V27H250ZM18 29V28H17ZM21 29V28H20ZM32 29H34V28H32ZM32 29L30 28V30L32 31ZM40 28H38V30H39ZM68 29H70V28H68ZM76 29V28H75ZM91 29H94V28H91ZM102 29H104V28H102ZM114 29V28H113ZM130 28H128V30H129ZM176 29V28H175ZM179 29V28H178ZM190 29V32L191 31H194L193 29L191 30V28H189ZM189 29L187 30V31H189ZM199 29V28H198ZM203 29H205V28H203ZM210 29H213V27L212 28H210ZM209 29V30H210ZM215 29V28H214ZM222 29H223V27H222ZM245 29V28H244ZM248 29V28H247ZM11 30V29H10ZM9 30V31H10ZM23 30V29H22ZM22 30H20V31H22ZM46 30V29H45ZM71 30V29H70ZM79 29H77V31H78ZM87 30H88V25H87ZM111 30H112V28H111ZM130 30H132V29H130ZM164 30H165V28H164ZM24 31V30H23ZM35 31V30H34ZM73 31V30H72ZM86 31V30H85ZM89 31H91L90 29H89ZM104 31V30H103ZM109 31V30H108ZM125 31V30H124ZM133 31H134V29H133ZM150 31H151V29H150ZM149 31V32H150ZM177 31H181V30H177ZM183 32H184V30H182ZM199 31V30H198ZM250 31V30H249ZM18 32V31H17ZM28 33H29V31H27ZM64 32V31H63ZM69 32V31H68ZM76 32V31H75ZM74 32V33H75ZM79 32V31H78ZM78 32L76 33V34H78ZM80 32H82V31H80ZM84 32V31H83ZM116 31H114V33H115ZM142 32V31H141ZM157 32V31H156ZM164 32V31H163ZM194 32H196V29H195V31ZM200 32V31H199ZM204 32V31H203ZM202 32V33H203ZM209 32V31H208ZM220 32V31H219ZM247 32V31H246ZM12 34H14V33H16L15 32V30H12V32H11ZM10 33V34H11ZM19 33V32H18ZM39 33V32H38ZM73 33V34H74ZM88 32H86V34H87ZM95 33H97L96 31L94 32V34ZM106 33H107V31H106ZM113 32H112V34H114ZM129 33V32H128ZM132 33V32H131ZM186 33H188V32H186ZM40 34V33H39ZM61 34V33H60ZM60 34H59V36H60ZM65 34H67V31H66V33ZM65 34L63 35V36H65ZM84 34H85V32H84ZM85 34V36H87ZM104 34V33H103ZM130 34V33H129ZM166 34V33H165ZM184 34V33H183ZM201 34V33H200ZM209 34V33H208ZM210 34H211V32H210ZM15 35V34H14ZM22 35V34H21ZM82 35V33L80 34V36ZM101 35V34H100ZM115 35L117 36L116 38H118V37H121L120 39H116L115 37H113V39H111L110 40V36H108V40H110V41H108V43H110L111 45H112V43L115 41V39L117 40L116 42H118V43H114V45H112L113 47H117V46H115V44H118V46H127V44L126 45H119V42L121 43L123 40H126L125 38H123V35L124 34H122V33H115ZM134 35V34H133ZM174 35H177V34H174ZM173 35V36H174ZM181 35H182V33H181ZM180 35V36H181ZM187 35H189V34H187ZM187 35L185 34V37H187ZM191 35V34H190ZM190 35H189V37H190ZM194 35H196V34H194ZM194 35H193V37H194ZM198 35V34H197ZM206 35V34H205ZM17 36V35H16ZM27 36V35H26ZM67 36V35H66ZM70 36V35H69ZM83 36V35H82ZM92 36V35H91ZM126 36V35H125ZM130 36H131V34H130ZM158 36V35H157ZM164 36V35H163ZM179 36V35H178ZM209 36V35H208ZM18 37H20V35L18 36ZM18 37H16L17 39H18ZM71 37V36H70ZM70 37H66L67 39H69ZM78 37V36H77ZM94 37V36H93ZM92 37V38H93ZM101 37H103V36H101ZM128 37V36H127ZM133 37V36H132ZM131 37V39H132V41L134 40L133 38ZM153 37V36H152ZM159 37V36H158ZM183 37V39H185L184 38V36H181V37H179V38H182ZM196 37V39H198L197 38V36H195ZM223 37H224V30H223ZM230 37V36H229ZM58 38V37H57ZM79 38H82V37H79ZM86 38V37H85ZM96 38V37H95ZM98 38V37H97ZM104 38V37H103ZM112 38V37H111ZM129 38V37H128ZM192 38V37H191ZM14 39V41H15V38H13ZM29 39H31V38H29ZM75 39V38H74ZM90 39V38H89ZM122 39V40H121ZM130 39V40H131ZM167 39V38H166ZM182 39V40H183ZM193 40L195 39V38H192ZM254 39V38H253ZM66 40V39H65ZM101 40H104V39H101ZM101 40H99L100 42H101ZM114 40V41H113ZM119 40V41H118ZM121 40V41H120ZM141 40V39H140ZM148 40V39H147ZM147 40H145L144 41V43H143V53H144V60H143V64H144V67H143V72L141 73V81H142V83H141V85L143 84L144 85V90L143 91H141V92H139L138 94H137V101H138V104H139V106H137V111H136V113H135V116H136V121L137 120H141V118H144V120L148 117L147 115V113H151V114H156V110H164V109H166L167 111H168V109H167V107L168 106H165L164 104H163V100H160V102L159 101H156V102H159L157 105H155L156 107H151L150 109H147L146 108V104L149 102V100H150V98L151 97H153L154 95H153V93L155 94V92H159V89L160 88H158V87H154V89L155 90H152V92L151 93H149V91H148V87L149 86H153V85H156V83L158 84V82H161L163 79H165L164 81H163V83L162 84H167V80L166 79H170L171 78V74L170 73H176V72H174L173 70H176V69H178V64L179 63H183L185 60H187V56H188V54L190 55L191 54V52L193 51V48H194V46H190V47H186L184 50L185 51H183L181 48H179V49H181V51H179L178 49V51H179V54L178 53H174V54H172V56L170 57V60H172V61H170V62H168L167 63V65L168 66H170L171 67V69H169L168 67V69H169V71H166V72H164V70H166V69H164V67H165V65H164V62H155V63H153V60H152V56L150 55V54H148V49H150L149 48V43H148V41ZM154 40V39H153ZM159 40V39H158ZM177 40V39H176ZM176 40H174V41H176ZM180 40V39H179ZM182 40H180L179 41V43L182 41ZM186 40H187V38H186ZM193 40H192V43H193ZM201 40V39H200ZM36 41H37V39H36ZM64 41V40H63ZM71 41V40H70ZM81 41V40H80ZM94 41V39L92 40V42ZM128 41V40H127ZM135 41V40H134ZM164 41V40H163ZM185 41V40H184ZM188 41V40H187ZM228 41V40H227ZM27 42V41H26ZM35 42V41H34ZM51 42H53V44H54V41H52L51 40ZM103 42V41H102ZM124 42V41H123ZM157 42V41H156ZM164 42H166V41H164ZM168 42V41H167ZM171 42V41H170ZM183 42V41H182ZM191 42V41H190ZM199 42V41H198ZM200 42H202V41H200ZM226 42V41H225ZM7 43V41H3L2 42V44H1V46H3V45H5ZM13 44H14V42H12ZM19 43V42H18ZM67 43H69V41L67 42ZM67 43H64V45H67ZM71 43H73V42H71ZM74 43H75V41H74ZM78 43H79V41H78ZM83 43V42H82ZM99 42H97V44H98ZM126 43V42H125ZM135 43H136V41H135ZM160 43H162V42H160ZM173 43V42H172ZM192 43H190V44H192ZM203 43V42H202ZM205 43V42H204ZM33 44V43H32ZM52 44V45H53ZM81 44V43H80ZM84 44H85V42H84ZM84 44H82L83 46H84ZM90 44H91V41H90ZM100 44V43H99ZM109 44V46L110 47H112L111 45ZM170 44V43H169ZM206 44H208V43H206ZM225 44V43H224ZM234 45V44H231V43H229V41H228V43H227V45ZM10 45V44H9ZM23 45V44H22ZM68 45H70V44H68ZM66 46L65 47V49H67V47H69V48H71L72 47V44L70 45V46ZM73 45H76V44H73ZM86 45V44H85ZM95 45H96V43H95ZM101 45V44H100ZM156 45H158V43H156ZM155 45V46H156ZM160 45V44H159ZM176 45V44H175ZM179 45V44H178ZM183 46H184V44H182ZM182 45H180V46H182ZM201 45V44H200ZM227 45H226V48H224V49H227ZM48 46V45H47ZM61 46H62V44H61ZM82 46V47H83ZM87 46V45H86ZM92 46H94V45H92L91 44V47ZM102 46H103V44H102ZM154 46V45H153ZM161 46V45H160ZM164 46V45H163ZM166 46V45H165ZM174 46V45H173ZM180 46H178V47H180ZM182 46V47H183ZM204 46V45H203ZM216 46V45H215ZM13 47V46H12ZM30 47H32V46H30ZM76 47H77V45H76ZM75 46H74V48H73V50L75 51V48H76ZM97 47V46H96ZM104 47V46H103ZM109 47V48H110ZM123 47V48H124ZM158 47V46H157ZM171 47V46H170ZM177 47V48H178ZM200 47H202V46H200ZM236 46H234L233 48L234 49H232V51L234 50V51H236V49L237 48H235ZM69 48H68V51H70V50H72V48L69 50ZM87 48V47H86ZM86 48H84V49H86ZM94 48H95V46H94ZM98 48H99V45H98ZM102 48V47H101ZM106 48H107V46H106ZM109 48H108V51H109ZM156 47H154V49H155ZM167 48H169V47H167ZM198 48V47H197ZM203 48V47H202ZM231 48V47H230ZM24 49V48H23ZM38 49V48H37ZM51 49V48H50ZM77 50L79 49L80 50V47H78V48H76ZM96 50H98L97 48H95ZM116 49V48H115ZM119 49L121 50L122 49V47L120 48L119 47ZM128 49V48H127ZM129 49L131 50L132 48H130L129 47ZM43 50V49H42ZM72 50V51H73ZM78 50V51H79ZM92 50H94V49H92ZM91 50V51H92ZM95 50V51H96ZM104 50V49H103ZM102 50V51H103ZM110 50H111V48H110ZM166 50V49H165ZM169 50V49H168ZM171 50V49H170ZM176 50V49H175ZM203 49H201V51L200 52H202V54H203V52L204 51H202ZM217 50V49H216ZM21 51H22V49H21V47L20 46H18V47H15L14 48V50H13V52L12 53H10V57L9 56H2L1 58H0V88H1V90H0V129H1V131H2V137H0V138H3V139H5V138H7V137H9L10 138V142H12V140H17V139H19V141L18 142H25L27 145H28V143H29V141L27 142V140H32V138H33V136L36 134V131H37V129L38 128H36V125L33 123V120H32V118H29V117H27V115L25 114V113H22V109L23 110H28V109H32V107H30L31 105H33L32 103H28L29 101L26 99V96L27 95H22V96H19V95H16V94H14L13 92L15 91V86L17 85V88H18V86L20 85V83H22V81L24 80V79H30L31 80V78H32V76H33V73H35L36 74V72L35 71H30L29 72V67H28V69L27 70H23V67H25V66H28V65H31V63L27 60V59H22V60H19V59H17L18 57H19V54L21 53ZM85 51V50H84ZM94 51V52H95ZM100 51V50H99ZM101 51V52H102ZM105 51V50H104ZM177 51V52H178ZM224 51V50H223ZM228 51L231 53L232 51L231 50H229L228 49ZM238 51V50H237ZM4 52V51H3ZM94 52H92V54L94 53ZM111 52H112V50H111ZM113 52H115V51H113ZM161 52H162V50H161ZM165 52V51H164ZM166 52H167V50H166ZM169 52H171V51H169ZM221 52V51H220ZM219 52V53H220ZM242 52V51H241ZM33 53V52H32ZM91 53V52H90ZM89 53V54H90ZM98 53V52H97ZM116 54H117V52H115ZM115 53L113 54V55H115ZM151 53V52H150ZM193 53V52H192ZM197 53V52H196ZM238 53H240V51L238 52ZM7 54V53H6ZM40 54V53H39ZM38 54V55H39ZM56 54V53H55ZM58 54V53H57ZM103 54V53H102ZM167 54H169L170 55V53H167ZM166 54V55H167ZM178 54V55H177ZM214 54V53H213ZM224 54V52H221L220 53V68L221 69H223L224 71H227V67L225 66L226 65V62H224L223 61V59H222V56L221 55H223ZM236 55H237V53H235ZM242 54V53H241ZM241 54H239V55H241ZM3 55V54H2ZM36 55V54H35ZM71 55H73V54H71ZM76 55V54H75ZM74 55V56H75ZM106 55V54H105ZM107 55H108V53H107ZM156 55V54H155ZM165 55V56H166ZM168 55V56H169ZM206 55H207V52H206ZM210 55V54H209ZM232 55V54H231ZM91 56H94V54L93 55H91ZM101 56V55H100ZM130 56V55H129ZM157 56V55H156ZM163 56L164 55H162V58H163ZM196 56V55H195ZM198 56H199V54H198ZM211 56V55H210ZM216 56V55H215ZM32 57V56H31ZM101 57H103V56H101ZM112 57V56H111ZM120 57V56H119ZM209 59L211 58V57H209V56H207ZM218 57V56H217ZM233 57V59L235 60V58H236V56H232ZM22 58H23V56H22ZM30 58V57H29ZM33 58V57H32ZM36 58V57H35ZM41 58V57H40ZM78 58V57H77ZM83 58V57H82ZM86 58V57H85ZM91 58H93V57H91ZM98 58V57H97ZM116 58V57H115ZM189 58V57H188ZM193 58V57H192ZM199 59H201V57L199 56L198 57ZM46 59V58H45ZM49 59V58H48ZM51 59V58H50ZM56 59V58H55ZM70 59H72L71 58V56H70ZM80 61H81V59L80 58H78ZM77 59V60H78ZM104 59V58H103ZM108 59V58H107ZM123 59V58H122ZM160 59V58H159ZM168 59V58H167ZM42 60V59H41ZM57 60V59H56ZM59 60H60V58H59ZM59 60H57V61H59ZM87 60V59H86ZM112 60V59H111ZM162 60V59H161ZM190 60V59H189ZM195 60V59H194ZM215 60V59H214ZM43 61V60H42ZM46 61H48V60H46ZM52 61V60H51ZM83 61H84V59H83ZM88 61H90L89 59H88ZM104 61V63L106 62L105 60H103ZM108 61V60H107ZM128 61H130V60H128ZM198 61V60H197ZM36 62V61H35ZM56 62V61H55ZM82 62V61H81ZM80 62V63H81ZM109 62H111V61H109ZM190 62H191V60H190ZM236 62H239V61H236ZM59 63V62H58ZM88 63V62H87ZM95 63V62H94ZM119 64H120V61L118 62ZM185 63V62H184ZM51 64H52V62H51ZM56 64V63H55ZM60 64V63H59ZM63 64V63H62ZM106 64V63H105ZM113 64H114V58H113ZM124 64V63H123ZM123 64H121V65H123ZM187 64H188V61H187ZM190 64V63H189ZM54 65V64H53ZM68 65V64H67ZM84 66H85V64H83ZM89 65V64H88ZM87 65V66H88ZM94 65H96V64H94ZM104 65V64H103ZM108 65V64H107ZM120 65V66H121ZM126 65V64H125ZM124 65V66H125ZM166 65V66H167ZM177 65V66H176ZM185 65H186V63H185ZM216 65V64H215ZM32 66V65H31ZM34 66V65H33ZM81 66V65H80ZM79 66V67H80ZM93 66V64L90 66H88L89 68H88V70L89 69H91V67ZM100 66V65H99ZM176 66V68H173V67H175ZM180 66H181V64H180ZM183 67H184V65H182ZM241 66V65H240ZM53 67V66H52ZM107 67V66H106ZM33 68H35V67H33ZM40 68V67H39ZM82 68H83V66H82ZM87 68V67H86ZM98 68V67H97ZM113 68V67H112ZM124 68V67H123ZM122 68V69H123ZM31 69V68H30ZM60 69V68H59ZM62 69H64V68H62ZM70 69V68H69ZM81 68H79L78 70H80ZM85 69V68H84ZM92 69H93V67H92ZM92 69L91 70H89V71H92ZM116 69V68H115ZM114 69V70H115ZM173 69V70H172ZM189 69V68H188ZM237 69H238V67H237ZM43 70H44V68H43ZM64 70H66V69H64ZM63 70V71H64ZM76 70H77V68H76ZM75 70V71H76ZM97 70V69H96ZM113 70V71H114ZM74 71V70H73ZM94 71V70H93ZM189 71H190V69H189ZM189 71H187V73L189 72ZM47 72V71H46ZM81 73H79L80 74V77H78V79H79V82H78V86H75V87H78L81 91H83L84 89H85V87H87V86H85L86 84H85V70L83 71L82 69H81V71H80ZM87 72V71H86ZM123 72V71H122ZM179 72V71H178ZM186 72V71H185ZM184 72V73H185ZM71 73V72H70ZM75 73V72H74ZM88 73V72H87ZM86 73V74H87ZM90 73V72H89ZM124 74H125V72H123ZM167 73V74H166ZM184 73H182V75L184 74ZM224 73V72H223ZM229 73V72H228ZM42 74V73H41ZM78 74V75H79ZM93 74H94V72H93ZM93 74H91V75H93ZM96 74V73H95ZM105 74V73H104ZM104 74H103V76H104ZM117 74V73H116ZM133 74V73H132ZM177 74V73H176ZM52 75V74H51ZM66 75V74H65ZM179 75H181V74H179ZM178 75V77H180ZM188 75V74H187ZM190 75V74H189ZM192 75V74H191ZM226 75L227 74H225V75H223V76H225L224 78H226ZM230 75V74H229ZM53 76V75H52ZM64 76V75H63ZM62 76V77H63ZM88 76V75H87ZM90 76V75H89ZM166 76H168V77H166ZM67 78H69L68 76H66ZM96 77H98V76H96ZM99 77H100V75H99ZM98 77V78H99ZM182 77H184V75L182 76ZM190 76H188V78H189ZM42 78V77H41ZM98 78H96L97 80H98ZM102 78V77H101ZM105 78H106V76L105 77H103L102 79L105 81ZM110 78V77H109ZM108 78V79H109ZM184 78H186V77H184ZM71 79V78H70ZM69 79V81H68V79H66L65 81H68V83L67 84H70V82H71V80ZM91 79V78H90ZM176 79H178V78H175V80ZM227 79V78H226ZM264 79V78H263ZM58 80V79H57ZM64 80V79H63ZM93 80V79H92ZM122 80H123V78H122ZM179 80V79H178ZM76 81H77V79H76ZM100 81V80H99ZM98 81V82H99ZM121 81V80H120ZM158 81V82H157ZM229 81V80H228ZM55 82V81H54ZM91 82V81H90ZM97 82V81H96ZM97 82V83H98ZM114 82H116V81H114ZM168 82H170V81H168ZM188 82V81H187ZM25 83V82H24ZM31 83H33V82H31ZM92 83H93V81H92ZM104 83V82H103ZM106 83V82H105ZM122 83V82H121ZM124 83V82H123ZM171 83V82H170ZM25 84H27V82L25 83ZM25 84H24V86H25ZM99 84H101V82L99 83ZM169 84V83H168ZM174 84V83H173ZM49 85V84H48ZM74 85H77V84H74ZM116 85H117V83H116ZM115 85V86H116ZM119 85V84H118ZM141 85H140V87H141ZM158 85H161V84H158ZM186 85V84H185ZM45 86V85H44ZM62 86V85H61ZM67 86V85H66ZM89 86V85H88ZM99 86V85H98ZM97 86V87H98ZM102 86H103V84H102ZM162 86V85H161ZM167 86V85H166ZM169 86H171V84L169 85ZM174 86V85H173ZM219 86H220V84H218V90L217 91H220L219 89ZM20 87V86H19ZM23 87V86H22ZM48 87V86H47ZM53 87V86H52ZM56 87V86H55ZM68 87H70L69 85H68ZM72 87V86H71ZM104 87V86H103ZM117 87V86H116ZM175 87H176V85H175ZM174 87V88H175ZM179 87V86H178ZM21 88V87H20ZM24 88V87H23ZM64 88L65 89H67V87H65V85H64ZM89 88H90V86H89ZM118 88V87H117ZM120 88V87H119ZM177 88V87H176ZM70 89V88H69ZM76 89V88H75ZM78 89V90H79ZM102 89V88H101ZM166 89V88H165ZM178 89H180L179 91H181V88H178ZM14 90V91H13ZM50 90V89H49ZM59 90H60V88H59ZM97 90V89H96ZM171 90H173L172 88H171ZM186 90V89H185ZM191 90V89H190ZM19 91V89L17 90V92ZM21 91V90H20ZM73 91H74V89H73ZM76 91V90H75ZM169 91V90H168ZM167 91V92H168ZM176 91V90H175ZM216 90H215V95H213L214 93H212V95H213V97H212V95L208 98L209 100H208V102L209 101H211V98H216V97H218V94L216 93L217 92ZM13 94H12V93ZM77 92V91H76ZM85 92V91H84ZM98 92V91H97ZM104 93L106 92L105 90L103 91ZM161 92V91H160ZM183 91H181V93H182ZM190 92V91H189ZM19 93V92H18ZM21 93V92H20ZM63 93H65V91L63 92ZM78 93V92H77ZM218 93H220V92H218ZM251 93V92H250ZM51 94V93H50ZM56 94V93H55ZM54 94V95H55ZM58 94V93H57ZM60 94V93H59ZM62 94V93H61ZM67 94V93H66ZM177 94V93H176ZM12 95V96H11ZM15 95V96H14ZM63 95H65V94H63ZM97 95V94H96ZM119 95V94H118ZM157 95V94H156ZM168 95H170V94H168ZM167 95V96H168ZM179 95H181L180 93H179ZM182 95H184V94H182ZM189 95H190V93H189ZM166 96V98H168ZM171 96V95H170ZM177 96H178V94H177ZM12 97H15V99H14V101H10V99L12 98ZM60 97V96H59ZM62 97H64V96H62ZM67 97V96H66ZM123 97V96H122ZM155 97V96H154ZM173 96H171V98H172ZM182 97V96H181ZM189 97V96H188ZM222 97V96H221ZM71 99H72V96L70 97ZM75 98V97H74ZM85 98V97H84ZM119 98V97H118ZM158 98V97H157ZM162 98V97H161ZM175 98V97H174ZM173 98V99H174ZM193 98V97H192ZM66 99V98H65ZM79 98L77 97V99L76 100H78ZM189 99V98H188ZM214 99H212L213 101V103L212 102H210V103H212V105L211 106H213L214 104H216L215 102H217L216 100H217V98L214 100ZM218 99H220V98H218ZM253 99V98H252ZM59 100V99H58ZM73 100V99H72ZM158 100V99H157ZM169 100V99H168ZM179 100H180V98H179ZM28 101V102H27ZM60 101V100H59ZM74 101V100H73ZM80 102H81V100H79ZM78 101V102H79ZM166 101H167V99H166ZM171 101V100H170ZM169 101V102H170ZM174 101H177V100H172L171 101V103L172 102H174ZM218 101H220V100H218ZM31 102V101H30ZM62 102V101H61ZM65 102V101H64ZM144 103L145 104V108L146 109H144V106H142V105H140V103ZM180 102V101H179ZM188 102V101H187ZM258 102V101H257ZM255 103V102H254ZM65 104H68L67 102H65ZM88 104V103H87ZM155 104V103H154ZM153 104V105H154ZM167 104V103H166ZM169 104V103H168ZM179 104H181V103H179ZM253 104V103H252ZM251 104V106L250 107H245V108H247L246 109V111H243V113L241 114H239L238 115V113H236V115H235V117H233L229 122H228V125L226 126V131H224V133L222 134V138L220 139V144H219V149H218V151H217V153H216V156H217V158L218 157H221V156H223V154L225 153V156H228L227 158H229V157H232L233 159H232V161H231V166H238V164H240V162H242V160H243V162H244V160L246 159L245 157H247V156H249V158H251L250 157V155H248L249 153L251 154L253 151V149L254 148H256L257 147V145H258V143L259 142H261L262 141V144H264V100L262 99V101H260L259 100V102H258V104L256 103V105H252ZM63 105V103L61 104V106ZM95 106V105H94ZM97 106V105H96ZM148 106V105H147ZM174 106H176V105H174ZM173 106V107H174ZM177 106H178V103H177ZM180 106V105H179ZM215 106V105H214ZM170 107V106H169ZM168 107V108H169ZM181 108H182V106H180ZM34 108V107H33ZM79 108V107H78ZM164 108V109H163ZM188 108V107H187ZM203 107H198L196 110H198L199 109V112H201V113H203V116H206L207 114L206 113H204V111L206 110V108H203V109H205L204 111H203V109H202ZM216 108V107H215ZM97 109V111L98 112H94L93 113V109H92V106L90 105V107L88 106V108H87V106H86V103H85V101L83 100V103L81 102V107H80V111H78V113L80 112V113H82V112H84V111H86V110H88V112H87V114L88 115H91L92 116V114H95V116H96V114H98V113H100V108L99 107H97L96 108ZM99 109V110H98ZM170 109V108H169ZM189 109V108H188ZM242 109V108H241ZM32 110H34V109H32ZM72 111H73V109H72ZM75 111H76V108H75ZM132 111V110H131ZM176 111H177V109H176ZM203 111V112H202ZM64 112L67 114V112H71L68 108H66V109H64ZM207 112V111H206ZM182 113V112H181ZM166 114V113H165ZM171 114V113H170ZM205 114V115H204ZM81 115V114H80ZM84 115V114H83ZM88 115H84V116H88ZM101 115V114H100ZM175 115V114H174ZM60 116V115H59ZM71 116H76L75 114L74 115H71ZM84 116H81V117H83L84 118ZM94 116V117H95ZM134 116V115H133ZM156 116V115H155ZM173 116V115H172ZM209 116V115H208ZM61 117V116H60ZM64 117V116H63ZM68 117H70V116H68ZM67 116H65V118L67 119L68 118ZM77 117V116H76ZM79 117V116H78ZM207 117V116H206ZM64 118V119H65ZM88 118H89V116L87 117V121L85 120V122L83 123L84 124V126H86L88 123H86V122H89V120H88ZM97 118H99V120H101L100 119V117L98 116ZM106 118V117H105ZM154 118H156V117H154ZM154 118H151L150 117V121H151V119L153 120ZM167 118V117H166ZM165 118V119H166ZM176 118V117H175ZM210 118V117H209ZM78 119V118H77ZM85 119V118H84ZM94 119V118H93ZM103 119H104V117H103ZM102 119V121H104V122H100V121H98L97 123L95 122H93L94 124L92 125V126H88V128H86V129H88V132H86L87 130L86 129H84V127L82 128V127H80L81 129H83L82 131H83V133H84V130H86L85 131V133H84V135H83V137L86 135L87 136V134H88V136L86 137L87 138V140H86V138L84 139V141L86 142L85 144H87V141L89 142V141H93V140H95V142H97V141H99L100 140V134H99V140H98V138H97V132H96V134H93V132H92V128H93V126L95 127V128H93V129H96L97 131H98V129L101 131V129L100 128H106L105 127V125H103L104 123H106L105 121H106V119L105 120H103ZM108 119V118H107ZM158 119V118H157ZM205 119V118H204ZM203 119V120H204ZM58 120H62V117L60 118V119H58ZM71 120V119H70ZM76 120V119H75ZM80 120V119H79ZM82 120V119H81ZM92 120V119H91ZM95 120V119H94ZM164 120V119H163ZM166 120H169V118L168 119H166ZM74 121V120H73ZM72 121V122H73ZM84 121V120H83ZM83 121H79V122H83ZM96 121V120H95ZM155 121H156V119H155ZM158 121H159V124H161V120L160 119H158ZM76 121H74L73 123H75ZM78 121H77V125H79L80 123H79ZM145 122V121H144ZM148 122H149V119H148ZM163 122V124L162 125H164V121H162ZM166 122V121H165ZM167 122H170V121H167ZM166 122V123H167ZM178 122V121H177ZM204 122V121H203ZM210 122V121H209ZM56 123V122H55ZM62 124H63V122H61ZM66 123H67V121H66ZM69 123V122H68ZM142 123V122H141ZM146 123H147V121L144 123V128L145 127H150V125H149V123H147L148 125H146ZM152 123H153V121H152ZM155 123V122H154ZM83 124H81L82 126H83ZM86 124V125H85ZM90 124H92V122H90ZM112 124V123H111ZM140 124V123H139ZM139 124H137V125H139ZM143 124V123H142ZM173 124H175L174 122H173ZM58 125V124H57ZM61 125V124H60ZM64 125V124H63ZM66 125V124H65ZM70 125V124H69ZM73 125H75V124H73ZM136 125V126H137ZM157 125V124H156ZM155 125V126H156ZM169 125V124H168ZM53 126V125H52ZM142 126V125H141ZM154 126V125H153ZM152 125H151V127H153ZM167 126V125H166ZM54 127V126H53ZM70 127H72V126H70ZM77 127V126H76ZM113 127V126H112ZM138 128L140 127V126H137ZM159 127H161V125L159 126ZM182 127V126H181ZM58 128V127H57ZM69 128V127H68ZM73 128H74V126H73ZM78 128H79V126H78ZM78 128H76L77 130H78ZM79 128V129H80ZM142 128V133H143V126L141 127ZM165 128V127H164ZM55 129V128H54ZM60 129V128H59ZM66 129H67V127H66ZM66 129H64V130H66ZM76 129L74 130V131H76ZM115 129V128H114ZM140 129V128H139ZM138 129V130H139ZM147 129V128H146ZM156 130H157V128H155ZM162 129H163V126H162ZM177 129H179V128H177ZM181 129V128H180ZM183 129V128H182ZM181 129V130H182ZM42 130V129H41ZM45 130V129H44ZM49 130V129H48ZM63 130V129H62ZM63 130V133L64 132H67V131H64ZM71 130H72V128H71ZM103 130H105V129H103ZM148 130V129H147ZM149 130H150V128H149ZM153 130H154V128H153ZM175 130V129H174ZM183 130H185V129H183ZM181 131L182 132V135L184 134L183 132H185V131ZM52 131V130H51ZM79 131V130H78ZM81 131V130H80ZM94 131V130H93ZM109 131V130H108ZM140 131V130H139ZM139 131H135V130H133V132L131 133V135H132V137H133V141H134V143L136 144L137 143V140H139V139H137V135L139 134V133H137V132H139ZM146 131V130H145ZM164 131H165V129H164ZM177 131V130H176ZM187 131V130H186ZM44 133V137H46V133H45V131H43ZM46 132H48V131H46ZM57 132V131H56ZM72 132H73V130H72ZM77 132V131H76ZM113 132V131H112ZM140 132V133H141ZM155 131H153L151 134H152V136H153V133H154ZM179 132V131H178ZM180 132V133H181ZM52 133V132H51ZM58 133V132H57ZM56 133V135H58ZM94 133H95V131H94ZM141 133V134H142ZM149 133V132H148ZM149 133V134H150ZM157 133V132H156ZM164 133V132H163ZM17 134V138L15 137V135ZM46 134V135H45ZM53 134V133H52ZM65 135H66V133H64ZM63 134V135H64ZM68 134H69V131H68ZM70 134H71V132H70ZM69 134V135H70ZM74 134V133H73ZM80 134H81V132H80ZM141 134H139V135H141ZM145 134H147V131H146V133H144V135ZM149 134H147V135H145L143 138L145 139V138H148L147 140H149L150 139V135ZM191 134V133H190ZM19 135H21V137H19ZM72 135V134H71ZM77 135V136H76ZM78 135H79V133L77 132V134H74V136H76V137H78ZM109 135V134H108ZM138 135V137H140ZM149 135V137H147ZM171 135V134H170ZM13 136H14V138H13ZM50 136V135H49ZM67 137H68V135H66ZM65 136V142H64V144L66 143V137ZM79 136H81V135H79ZM103 137H104V135H102ZM113 136V135H112ZM119 136V135H118ZM155 137H156V135H154ZM180 136H181V134H180ZM179 136V137H180ZM185 136V135H184ZM37 137H39V135L37 136ZM51 137H53V135L51 136ZM50 137V138H51ZM56 137H58V136H56ZM62 137H64V136H62ZM102 137V138H103ZM115 137L116 136H114V139H115ZM158 137V136H157ZM157 137H156V139H157ZM161 137V136H160ZM168 137V136H167ZM165 138V140H162V141H166V139H168V141L169 140H171V139H169V138ZM170 137V136H169ZM191 137V136H190ZM13 138V139H12ZM47 138H48V136H47ZM49 138V139H50ZM59 138V137H58ZM81 139H82V137H80ZM95 138V139H94ZM101 138V139H102ZM142 138V139H143ZM152 138V137H151ZM182 138V137H181ZM35 139H37V138H35ZM53 139V138H52ZM57 139V138H56ZM71 139V138H70ZM70 139H69V141H68V143L69 142H72V141H70ZM73 139H75V138H73ZM78 140H80L79 138H77ZM190 138H188V140H189ZM1 140V139H0ZM83 140V139H82ZM82 140H80V142H81V144L79 143V147H81V145H82V143H84V141L82 142ZM111 140V139H110ZM140 140H141V138H140ZM147 140L145 139V140H143V141H145V142H147ZM153 141V138L152 139H150L148 142H150V141ZM155 140V139H154ZM160 140H161V138H160ZM182 140H183V138H182ZM181 140V141H182ZM14 141V143H16ZM37 141H38V139H37ZM46 141H47V139H46ZM49 141V140H48ZM52 141V140H51ZM51 141H50V143H51ZM117 141V140H116ZM178 141V140H177ZM183 141H185V142H188V141H186V140H183ZM195 141V140H194ZM3 142V141H2ZM10 142H8L7 141V143H10ZM21 142H20V144H21ZM114 142V141H113ZM145 142H143V144L145 143ZM155 141H153V143H154ZM167 142V141H166ZM170 142H172V141H170ZM178 142H180V139H179V141ZM40 143H41V141H40ZM59 143V142H58ZM60 143H63V141L62 142H60ZM78 143V142H77ZM141 142L139 141V144H140ZM151 143V142H150ZM157 143V142H156ZM5 145H6V143H4ZM16 144H18V143H16ZM72 144H73V142H72ZM99 144V143H98ZM98 144H97V146H98ZM134 144V145H135ZM152 144V143H151ZM150 144V146H152ZM160 144H162V143H160ZM163 144H165V142L163 143ZM168 144H169V142H168ZM167 143H166V145H168ZM180 144H184V142H182V143H180ZM25 145V144H24ZM23 145V147H25L24 149H26V146H24ZM32 145V144H31ZM36 145V144H35ZM47 145H48V142H47ZM54 145H56V144H54ZM61 144H59V146H60ZM65 145H67V143L65 144ZM69 145V147H71L72 145H71V143L70 144H68ZM67 145V146H68ZM71 145V146H70ZM87 145H89V144H87ZM92 145V144H91ZM93 145H95L96 146V144H93ZM119 145V144H118ZM149 145V144H148ZM190 145V144H189ZM4 146V145H3ZM22 146V145H21ZM62 146H63V144H62ZM73 146H76V142H74V145ZM72 146V147H73ZM110 146H111V143H110ZM146 146H147V144H146ZM178 146V145H177ZM176 146V147H177ZM184 146V145H183ZM183 146H181V147H183ZM261 146V145H260ZM18 147V146H17ZM17 147H15V148H17ZM28 147V146H27ZM48 147H50L49 145H48ZM65 147V146H64ZM71 147V148H72ZM77 147H78V144H77ZM76 147V148H77ZM78 147V148H79ZM84 147V146H83ZM86 147V146H85ZM162 147V146H161ZM160 147V148H161ZM167 147V146H166ZM165 147V148H166ZM189 147V146H188ZM10 148V147H9ZM14 148V149H15ZM61 148V147H60ZM59 148V149H60ZM67 150L69 149V148H67V147H65ZM75 148V147H74ZM96 148H98V147H96ZM110 148V147H109ZM135 148H136V146H135ZM140 148V147H139ZM147 148H148V146H147ZM152 148H154L153 146H152ZM151 148V149H152ZM159 148V149H160ZM164 148V146L161 148V149H163ZM14 149H11L12 151H10V149H9V151L8 150H4L3 152V156H14V154L12 153V152H15L14 151ZM18 149H20V148H18ZM55 149V148H54ZM53 149V147H52V149L51 150H54ZM56 149H58V144H57V148ZM61 149H63V148H61ZM86 149V155H88V153H89V148L87 149V148H85ZM90 149H91V147H90ZM94 149V148H93ZM138 148H136V149H134V150H137ZM143 149V148H142ZM151 149H149L148 148V150H150L151 151ZM158 149V150H159ZM160 149V150H161ZM184 149H187L188 150V148H187V146H186V148H184ZM190 149V148H189ZM21 150V149H20ZM27 150V149H26ZM69 150H71V149H69ZM68 150V151H69ZM82 150V149H81ZM92 150V149H91ZM90 150V152H92ZM159 150V151H160ZM264 150V149H263ZM19 151V150H18ZM24 151V150H23ZM55 151H58V150H55ZM65 149H64V153H65ZM74 151H76V153H77V149L75 150L74 149ZM74 151H69V152H73L74 153ZM98 151H101V150H96V152H98ZM133 151V150H132ZM143 151H144V149H143ZM143 151L141 150L140 152L141 153H143ZM165 151V150H164ZM180 151V150H179ZM184 151H186V150H184ZM20 152V151H19ZM31 152V151H30ZM51 152V151H50ZM69 152H67V154L65 153V155L66 156H68L69 154ZM88 152V153H87ZM95 152V151H94ZM140 152H139V154H140ZM144 152H146V151H144ZM167 152V151H166ZM16 153V152H15ZM18 153V152H17ZM23 153V152H22ZM26 153V151L24 152V154ZM45 153V152H44ZM54 153V152H53ZM56 153V152H55ZM63 153V154H64ZM73 153H71L70 155L72 156V154ZM76 153L73 155V156H75L76 155ZM111 153H114V152H111ZM133 153H135V152H133ZM146 153H148V152H146ZM146 153H145V155H146ZM151 153H152V151H151ZM162 153H163V151H162ZM182 153V152H181ZM184 153V152H183ZM186 153V152H185ZM23 154V155H24ZM36 154H37V152H36ZM52 154V153H51ZM50 154V155H51ZM63 154H61V156L63 155ZM92 154V156H94L93 155V152L91 153ZM95 154V153H94ZM135 154H137V153H135ZM144 154V153H143ZM153 154V153H152ZM155 154V153H154ZM160 153H158V155H159ZM164 154V153H163ZM27 155V154H26ZM30 155V154H29ZM49 155V156H50ZM55 155V154H54ZM64 155V156H65ZM69 155V156H70ZM99 155V154H98ZM98 155H96V156H98ZM100 155L102 156V153H100ZM134 155V154H133ZM141 155V157H142V154H140ZM140 155H137V156H140ZM173 155H175V154H173ZM177 155V154H176ZM176 155H175V157H176ZM18 156V155H17ZM20 156H22V154L20 155ZM32 156H34L33 154H32ZM60 156V155H59ZM80 156V155H79ZM136 156V155H135ZM144 156V155H143ZM149 156H151V155H149ZM156 156V155H155ZM165 156V155H164ZM262 156V155H261ZM264 156V155H263ZM29 157H31V155L29 156ZM77 157H78V154H77ZM88 157H91L90 156V153H89V155H88ZM87 157V158H88ZM34 158V157H33ZM95 158V157H94ZM145 158V157H144ZM156 158H158V157H156ZM227 158L225 159V157H224V160H226V161H228L227 160ZM245 158V159H244ZM248 158V157H247ZM253 158V157H252ZM15 159V158H14ZM24 159H25V155H24ZM28 159V158H27ZM77 159V158H76ZM76 159H75V161H76ZM79 159H81V157H79ZM135 159H136V157H135ZM160 159H162V157L160 158ZM262 159V158H261ZM51 160V159H50ZM56 160V159H55ZM82 160H83V158H82ZM84 160H86V159H84ZM102 160V159H101ZM156 160V159H155ZM163 160V159H162ZM230 160L231 159H229V161L228 162H225V163H229L230 162ZM250 160V159H249ZM259 160V159H258ZM15 161V160H14ZM17 161V160H16ZM16 161L13 163V164H15L16 163ZM25 161V160H24ZM81 161V160H80ZM80 161L78 162V164L80 163ZM148 161H149V159H148ZM179 161H180V159H179ZM221 161V160H220ZM253 161V160H252ZM256 161V160H255ZM261 161V160H260ZM263 161V160H262ZM26 162V161H25ZM31 162V161H30ZM47 162V161H46ZM77 162V161H76ZM89 162V161H88ZM95 162H96V159H95ZM135 162V161H134ZM138 162V161H137ZM142 162V161H141ZM144 162V161H143ZM156 162V161H155ZM242 162V163H243ZM256 162H258V161H256ZM255 162V163H256ZM102 163V162H101ZM105 163V162H104ZM138 163H140V162H138ZM144 163H146V162H144ZM144 163H143V165H144ZM148 164H149V162H147ZM161 163V162H160ZM176 163V162H175ZM179 163V162H178ZM222 163V162H221ZM245 163V162H244ZM249 163V162H248ZM30 164V163H29ZM32 164V163H31ZM235 164V165H234ZM246 164H247V162H246ZM260 164H262V163H260ZM23 165V164H22ZM25 165V164H24ZM81 165H83V163L81 164ZM80 165V166H81ZM103 165H105V164H103ZM140 165H142L141 163H140ZM161 165V164H160ZM221 165V164H220ZM225 165V164H224ZM228 165V164H227ZM255 165H257V163L255 164ZM76 166V165H75ZM79 166V167H80ZM84 166V165H83ZM100 166V165H99ZM130 166V165H129ZM138 166V165H137ZM219 166V165H218ZM244 166V165H243ZM55 166H53V168H54ZM78 167V168H79ZM82 167V166H81ZM86 167H88V166H86ZM91 167H92V165H91ZM141 167V166H140ZM226 167V166H225ZM247 167V166H246ZM261 167H264V165L263 166H261ZM20 168V167H19ZM73 168V166L71 167V169ZM77 168V167H76ZM83 168V167H82ZM97 168H99L100 169V167H97ZM134 168H135V166H134ZM133 168V169H134ZM155 168V167H154ZM221 168V167H220ZM229 168H231L230 166H229ZM239 168H240V166H239ZM15 169V168H14ZM22 169V168H21ZM36 169V168H35ZM58 169V168H57ZM63 169V168H62ZM92 168H90V170H91ZM102 169H104V168H102ZM140 170V168H137V170H136V172H134V174L135 173H137V172H139V170ZM257 169V168H256ZM74 170V169H73ZM72 170V171H73ZM80 170V169H79ZM96 170H98V169H96ZM115 170V169H114ZM129 170V169H128ZM135 170V169H134ZM143 170V169H142ZM224 170V169H223ZM240 170V169H239ZM242 170H244L243 168H242ZM12 171V173L11 174H13V170H11ZM50 171V170H49ZM80 171H83V169L82 170H80ZM80 171H79V173H80ZM130 171H132V170H130ZM144 171V170H143ZM241 171V170H240ZM247 171H248V169H247ZM96 172V171H95ZM145 172V171H144ZM176 172H178V171H176ZM257 172V171H256ZM74 173V172H73ZM158 173H159V171H158ZM173 174H174V171L172 172ZM219 173V172H218ZM234 173V175H232V177H230L229 178V180L230 181H232V183H230L229 184V186H238V185H240V181H239V179L242 177V175H243V172H237V173H235V172H233ZM262 173V172H261ZM260 173V174H261ZM19 174V173H18ZM18 174H17V176H18ZM77 174V173H76ZM81 174H83L82 172H81ZM50 175H52V174H50ZM54 175V174H53ZM98 175V174H97ZM129 175V174H128ZM137 175V174H136ZM160 175V174H159ZM172 175V174H171ZM170 175V176H171ZM220 175V174H219ZM246 175V174H245ZM256 174H254L253 176H255ZM16 175H14V177H15ZM83 176H84V174H83ZM127 176V175H126ZM126 176L124 175V177L126 178ZM132 176V175H131ZM134 176V175H133ZM138 176H140L139 175V173H138ZM156 176V175H155ZM175 176V174L174 175H172V178ZM178 176H180V175H178ZM216 176H218V175H216ZM230 176V175H229ZM13 177V176H12ZM13 177V179H15ZM21 178H22V176H20ZM50 177V176H49ZM82 177V176H81ZM142 177V176H141ZM157 177H158V175H157ZM176 177H177V175H176ZM83 178V177H82ZM84 178H86V177H84ZM83 178V179H84ZM92 178V177H91ZM125 178H123V179H125ZM140 178V177H139ZM182 178V177H181ZM180 178V179H181ZM219 178V177H218ZM222 178V177H221ZM249 178V177H248ZM257 181H259L260 183V185H263L264 183L262 182V181H264V174H261V175H258V177H254ZM79 179V178H78ZM127 179H129L130 180V178H127ZM127 179H125V180H127ZM133 179H136V177L135 178H133ZM142 179V178H141ZM140 179V180H141ZM143 179H144V177H143ZM142 179V180H143ZM178 178H176V180H177ZM180 179H178V180H180ZM228 178H226V180H227ZM129 180H127V181H129ZM139 180V179H138ZM139 180V181H140ZM153 180H154V182H153ZM151 182L152 183H150V181H149V183H150V185H153V186H156L155 188H156V191L155 190H153V192H151L150 191V189H148V188H144V190H141L146 196H148V195H150V197L148 196L147 198L144 196V194L142 193L141 194V196L142 197H144L147 201H149V203H153V204H155V205H149V203H148V207H146L147 206V204H146V206L145 207H143V209L140 211L139 209H141V208H139V207H135V208H137V209H135L134 208V206H132L133 208H130L131 207V205H130V203L128 204V205H124L125 204V201H123V199L125 198H123V199H121L122 200V203H124L123 205L128 209V211H126L125 212V210H127L123 205H121L119 208H117V216H118V219H116V220H114L115 221V223L117 224V227H120L119 229H117V227H116V231H117V233L118 234H124L123 232H125V230H127V229H130V228H132V227H137L138 225H142V227H143V230H146V228H147V230L146 231H148L149 229H151L150 227H149V225L151 226V227H153L154 225V227H156V228H152V230H156L155 232H157V230H163V232H165L164 233V235L166 234V232H169V231H171L172 229L171 228H169V224H171V223H173V221H174V223L176 222V224H177V221L178 220H175V219H173L172 218V214H175V216H180L179 214H176V213H174L173 212V210L171 211V209H175V210H177L175 207H178V205L177 206H174L173 207V205H172V202H173V200H175V198L173 199V196L172 197H170L171 195H166L165 194V187H166V184L167 183H163V181H162V179L161 178H158V179H153ZM217 180V179H216ZM241 180V179H240ZM251 180V179H250ZM15 181H17V180H15ZM85 181H86V179H85ZM94 181V180H93ZM93 181H92V183H93ZM145 181V180H144ZM147 182H148V180H146ZM173 181H174V179H173ZM172 181V182H173ZM184 181V180H183ZM225 181V180H224ZM233 181H236V182H233ZM84 182V181H83ZM126 181H124V183H125ZM177 182H179V181H177ZM176 182V183H177ZM226 182H228V181H225V183ZM17 183V182H16ZM21 184V182L19 181L18 182V184ZM86 183V182H85ZM126 183H130V182H126ZM175 183V184H176ZM224 183V182H223ZM243 183V182H242ZM47 184V183H46ZM79 184V183H78ZM143 184V183H142ZM244 184V183H243ZM250 184H251V181H250ZM9 185H10V187H11V184L9 183ZM48 185V184H47ZM97 184H95V186H96ZM122 185V184H121ZM139 185V184H138ZM147 185H149V184H147ZM177 185H178V183H177ZM185 185V184H184ZM43 186V185H42ZM58 186V185H57ZM67 186V185H66ZM76 186V185H75ZM78 186V185H77ZM86 186H87V184H86ZM123 186V185H122ZM126 186V185H125ZM133 186V185H132ZM137 186V185H136ZM153 186H150V187H152V189H155ZM226 186V185H225ZM7 187V186H6ZM13 187H15V186H13ZM18 187H19V185H18ZM40 187V186H39ZM92 187H94V186H92ZM124 187V186H123ZM127 187V186H126ZM125 187V188H126ZM137 187H139V186H137ZM145 187V186H144ZM182 187V186H181ZM227 187V186H226ZM241 187V186H240ZM9 188V187H8ZM43 188V187H42ZM81 188L83 189V187H82V185H81ZM81 188H79V189H81ZM130 188V187H129ZM185 188V187H184ZM227 188H229V187H227ZM235 188V187H234ZM2 189V188H1ZM7 189V188H6ZM6 189L5 190H3V192L4 191H6ZM73 189V188H72ZM78 189V188H77ZM84 189H86V188H84ZM87 189L89 190V189H91V187H87ZM86 189V190H87ZM95 189V188H94ZM94 189L92 188V190L94 191ZM162 189V190H161ZM181 189V188H180ZM240 189V188H239ZM96 190V189H95ZM126 190V189H125ZM230 190V189H229ZM256 190V189H255ZM1 191V190H0ZM8 191V190H7ZM6 191V192H7ZM12 191H15V188L12 190ZM43 191H45V190H43ZM70 191V190H69ZM72 191V190H71ZM140 191V192H141ZM164 191V192H163ZM227 191V190H226ZM6 192H4V193H6ZM38 192V191H37ZM47 192V191H46ZM59 192H62V191H59ZM75 192H77V191H75ZM79 192V191H78ZM77 192V193H78ZM222 192V191H221ZM8 193V192H7ZM36 193V192H35ZM72 193V192H71ZM80 193V192H79ZM83 193H84V191H83ZM90 193V194H89ZM223 193V192H222ZM226 193V192H225ZM224 193V194H225ZM241 193V192H240ZM16 194V193H15ZM39 194V193H38ZM44 194V193H43ZM70 194V193H69ZM69 194H67V196L69 195ZM88 194L90 195L89 197H91L92 195V193H91V191L89 190V192H88ZM120 194V193H119ZM133 194V193H132ZM140 194V193H139ZM246 194V193H245ZM257 194V193H256ZM262 194V193H261ZM1 195V194H0ZM6 195V194H5ZM72 195H74V192H73V194ZM227 195V194H226ZM230 195V194H229ZM240 195V194H239ZM238 195V196H239ZM251 195V194H250ZM249 195V196H250ZM10 196H11V194H10ZM16 196V195H15ZM43 196V195H42ZM46 196V195H45ZM76 196V195H75ZM78 196H80L79 194H78ZM217 196H219V195H217ZM264 196V195H263ZM6 197H9V196H6ZM64 197H65V194H64ZM80 197H82L81 199L80 198H76V199H80L81 201H80V203L81 204H79L78 202H77V204H79V205H76V206H78V208H79V210L81 209L80 207H85V205H86V203H87V200H86V196L84 197V196H80ZM93 197V196H92ZM138 197V196H137ZM236 197V196H235ZM234 197V198H235ZM260 197H262V196H256V198L258 199V198H260ZM2 198V197H1ZM38 198V197H37ZM68 198V197H67ZM151 198V199H150ZM221 198V197H220ZM244 198H246L247 199V197L245 196ZM5 199V198H4ZM10 199H11V197H10ZM63 199V198H62ZM138 199H140V197L138 198ZM150 199V200H149ZM215 199H217V198H215ZM224 199V198H223ZM241 199H242V196H241ZM240 198H239V200L238 199H235V200H238V201H240L241 200ZM250 199V198H249ZM248 199V200H249ZM256 199V200H257ZM263 200H264V198H262ZM262 199H258L257 201H259V200H262ZM7 200H9V199H7ZM7 200H6V202H7ZM43 200H45V199H43ZM48 200V199H47ZM220 200V199H219ZM222 200V199H221ZM229 200V199H228ZM244 200V199H243ZM253 200V199H252ZM255 200V201H256ZM262 200V203H264V201ZM91 201V200H90ZM115 201V200H114ZM231 201H232V198H231ZM247 201V200H246ZM48 202V201H47ZM88 202H89V198H88ZM138 202H140V201H138ZM216 203H217V201H215ZM220 202H222V201H220ZM225 202V201H224ZM228 202V201H227ZM233 203H234V201H232ZM236 202V204H237V201H235ZM250 202H252V203H250ZM247 201V203H248V207H249V209H252V208H250V207H253V209L255 210V205H260L261 203H257V204H255V203H253V201ZM261 202V201H260ZM9 203V202H8ZM52 203V202H51ZM70 203H72V202H70V201H68L67 202V210L68 209H70ZM113 203H115V202H113ZM118 204H122V203H119V201L117 202ZM128 203V201L126 202V204ZM144 203V202H143ZM173 203H176V202H173ZM223 203V202H222ZM244 203H245V200H244ZM116 204V203H115ZM114 204V205H115ZM145 204V203H144ZM171 204V205H170ZM219 204V203H218ZM217 204V205H218ZM227 204V203H226ZM230 204H231V202H230ZM239 204H241V205H243V203H239L238 202V205ZM246 204V203H245ZM250 204V205H249ZM254 204V206H252ZM73 205H75V204H73ZM72 205V206H73ZM113 205V204H112ZM114 205L112 206V208L114 207ZM130 205V206H129ZM181 205H182V202H181ZM221 205H223V204H221ZM258 205H257V207H258ZM229 206V205H228ZM232 206H235V205H232ZM237 206V205H236ZM263 206H264V204H263ZM4 207V206H3ZM2 207V208H3ZM13 207V206H12ZM11 207V208H12ZM64 207V206H63ZM82 207V208H83ZM92 207V206H91ZM124 207V208H123ZM150 207H152L154 210H156V212H154V213H152V215H153V217L152 218H149L150 216L149 215H147V216H149V217H145V215H146V211L147 210H149L148 212H150ZM170 207H172V208H170ZM231 207V206H230ZM238 207V206H237ZM244 207H247L246 205L244 206L243 205V208ZM247 207V208H248ZM260 207V206H259ZM258 207V208H259ZM72 209H73V207H71ZM75 208V207H74ZM151 208V209H152ZM179 208V207H178ZM243 208H241V209H243ZM182 209V208H181ZM181 209H178V210H180L181 211ZM221 209V208H220ZM223 209H225V208H223ZM257 209V208H256ZM77 209H75V213H77V211H76ZM83 210V209H82ZM113 209H111V211H112ZM153 210V211H154ZM240 210V209H239ZM246 210V209H245ZM253 210V211H254ZM258 210V209H257ZM263 211V209H262V207H261V209L259 208V211ZM10 211V210H9ZM72 211V210H71ZM81 211V210H80ZM258 211V212H259ZM69 212V211H68ZM73 212V211H72ZM170 212H172V214L170 213ZM179 212V211H178ZM182 212V211H181ZM235 212V211H234ZM239 211H237V213H238ZM245 212V211H244ZM244 212H240V214L238 215V217L240 218V215H242ZM250 212H252V210L250 211ZM258 212H256L255 211V213H253L252 215H256V213H258ZM236 213V212H235ZM246 213V212H245ZM248 213H249V211H248ZM261 213V212H260ZM73 214H74V212H73ZM262 215L264 214V213H261ZM75 215V214H74ZM151 215V216H152ZM170 215H172L171 216V218H169L168 216H170ZM221 215V214H220ZM219 214H218V216H220ZM248 215V214H247ZM71 216V215H70ZM73 216V215H72ZM111 216V215H110ZM113 216V215H112ZM141 216H142V218H141ZM213 216V215H212ZM214 216L216 217V214H214ZM236 216V215H235ZM261 215H259V217H260ZM262 218H263V216H261ZM111 218V217H110ZM108 218L109 219V222L111 223L112 221H113V219L111 218ZM144 218H146V219H144ZM149 218V219H148ZM159 218V219H158ZM161 218V219H160ZM164 218V219H163ZM217 218V221L219 220V218L218 217H216ZM223 218V217H222ZM221 218V219H222ZM235 218H237V216L235 217ZM241 218H242V216H241ZM246 218V217H245ZM248 218V222L250 223L251 222V224L253 223V225H257V227L259 226V225H262V224H264V220L261 222L262 224H259V223H254L251 219H253L254 221H256L257 220V218H258V216H257V218H256V216L253 218V217H247ZM261 218V219H262ZM76 219V218H75ZM144 219V220H143ZM164 220V222H160V220ZM212 219H215V218H212ZM74 220V219H73ZM158 220V221H157ZM162 220V221H163ZM171 220V221H170ZM173 220V221H172ZM211 220V219H210ZM222 220H224V218L222 219ZM240 220H242V219H239V221ZM258 220H259V218H258ZM258 220H257V222H258ZM117 221V222H116ZM208 221H209V219H208ZM220 221V220H219ZM227 221V220H226ZM243 222H245L244 221V218H243V220H242ZM241 221V223H243ZM210 222V221H209ZM260 222V221H259ZM115 223H111V224H115ZM165 225V224H168L165 228L167 229H164V226L162 225ZM202 223V222H201ZM219 223V222H218ZM217 223V224H218ZM221 223H224V221H222ZM248 223V224H249ZM110 224V225H111ZM175 224V225H176ZM216 224V226H217V230H211V229H209L208 230V232H212V231H214L215 233L214 234H212L213 235V239H211V238H209V239H211V240H207L208 242H210V243H214L213 245L215 246L216 244H218L219 246H221V247H223L222 245H220L221 243L223 244V245H227L228 244V248H230V250L232 249V251L233 252H236L238 255H240V258L244 255V259L242 260V261H244L245 260V258H246V252H247V250L249 249V245H250V243H249V238H250V234L249 233H247V231L245 230V229H241V228H239V226L236 224V222H228V225H226V224H220L219 226H221V225H224V227L223 226H221V227H223V229H221V228H219L218 227V225ZM248 224H246V225H248ZM251 224H249L251 227L253 226V225H251ZM259 224V225H258ZM119 225V226H118ZM132 225V227H127V226H131ZM136 225V226H135ZM145 225H147V227L145 228ZM153 225V226H152ZM175 225H174V229L176 230V228H175ZM203 225V224H202ZM201 225V226H202ZM209 225H211V224H209ZM214 225V224H213ZM244 225H245V223H244ZM171 226H172V224H171ZM141 227V226H140ZM149 227V228H148ZM177 228H179L178 226H177ZM214 228V227H213ZM212 228V229H213ZM219 228V229H218ZM259 228L261 229V228H264V225L263 226H259ZM115 229V228H114ZM133 229V228H132ZM170 229V230H169ZM173 229V230H174ZM172 230V231H173ZM207 230V228L205 229V231ZM150 231V230H149ZM148 231V232H149ZM171 231V232H172ZM264 230L262 229V232H263ZM206 233V232H205ZM213 233V232H212ZM169 234V233H168ZM210 234V233H209ZM262 235V234H261ZM195 236V235H194ZM205 237V236H204ZM209 237H211V235H209ZM207 241H205V243H206V245H208L207 243ZM203 242V241H202ZM210 243H209V245H210ZM210 246H212V245H210ZM256 246V245H255ZM255 246L253 245V248H255ZM263 246H264V240H263ZM218 247V246H217ZM220 247V248H221ZM228 248H225V250L226 251H228L229 249ZM256 248H257V246H256ZM255 248V250H256V252H257V249ZM218 250H220V249H218ZM224 250V249H223ZM222 250V251H223ZM235 250V251H234ZM255 250H253V251H255ZM221 251V252H222ZM262 251V250H261ZM230 252V251H229ZM228 252V253H229ZM236 253H235V256H236ZM229 254H233V253H229ZM237 255V256H238ZM236 256V257H237ZM254 256H256V255H254ZM253 256V257H254ZM259 256V255H258ZM248 257V256H247ZM261 257V256H260ZM238 259V258H237ZM249 259V258H248ZM256 261L258 260V259H255ZM247 261H249V260H247ZM252 262H253V259L251 260ZM247 263V262H246ZM254 264H255V262H254ZM261 264V263H260ZM262 264H264V263H262Z\"/></svg>","mask_w":264,"mask_h":264}]
</instances>
